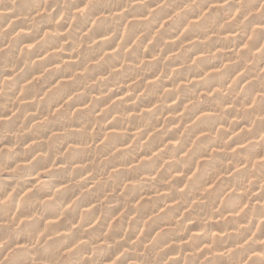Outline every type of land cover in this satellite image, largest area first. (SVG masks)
<instances>
[{
	"label": "bare ground",
	"instance_id": "bare-ground-1",
	"mask_svg": "<svg viewBox=\"0 0 264 264\" xmlns=\"http://www.w3.org/2000/svg\"><path fill=\"white\" fill-rule=\"evenodd\" d=\"M42 1H43V7H39V6H41L40 4L42 3ZM0 0V39L1 38H7L9 35H11V33L13 32V31H15V30H18V29H24V30H22L21 31V33L19 34V33H17V34H19V36L17 37V38H15L14 40L16 41V39H17V41H19V45L22 47L23 46V48L25 49V52L27 53V54H25V58H26V55L30 58V59H34V62H37L38 63V66L39 67H46L47 68V66L49 67H51V68H49L48 70H49V72L47 73V74H49V75H52V74H60L61 72H64L65 70H66V63H68V64H73V65H80V64H82L81 63V61H80V59H79V61H78V57H79V55L83 52V51H87V50H90V51H96L95 53L96 54H98V55H104V56H107L106 58H108L107 60H109L110 58H113V56H114V51H113V47L114 46H116V44H117V46L116 47H114V49H116V48H122L123 46H122V44L121 45H118L119 44V41L120 40H122L123 42L124 41H126V43L125 44H123V45H126V47L125 48H127L128 46L130 47V46H134V40H135V38L137 37V35H139V34H141V33H145L146 35H155V33L154 32H151V30H150V27L152 28V26H150V25H152L151 24V22H152V20L154 19V16L155 15H157L156 13L157 12H154V9L155 8H153V9H151L150 11H147V10H149L151 7V5H154V3H156V2H154V0H153V2L154 3H152V1L151 0H103V1H101V0H94L93 1V4L92 5H90L89 7L90 8H86V9H82V10H80L81 9V6L80 7H75L78 3H80L81 2V0H68L69 1V6H71V8L73 7L74 9H76L77 11L75 12V15H74V18L73 19H75L76 20V25H78L77 27H79V26H84L85 28H86V25H87V27H88V29H86L87 31H88V35H86L87 37H86V39H87V41H86V43L84 44V46L83 47H79L78 46V48H77V51H80V52H76L75 50V52L72 50V43H70L69 42V40H70V37H69V33H68V30L70 31V28H71V23L70 24H68L69 23V17L68 16H61L60 14H59V12H61V8L59 7L60 5L58 4V3H54V2H56V1H54V2H51L50 3V1H53V0ZM67 1V2H68ZM151 1V2H150ZM166 1H168V3L170 2H175V1H178V3L180 4L181 2L179 1V0H166ZM165 1V2H166ZM223 2H224V4H228L229 5V2H230V6L228 7L229 9H230V11L232 10V9H234V8H236L237 10H241L240 11V13L241 14H245L246 16H247V19H246V21H243V24L245 25V26H251V25H256V26H254V27H256L255 28V31H254V33L252 34V36L251 37H249V35L251 34H249V35H247V34H245V33H247V31H245V33H243V34H241V29H240V27L239 28H237V29H235L234 27H232V28H234L233 29V31H231V33H228L227 31H225L224 33L222 32V28H221V33H223L222 35V37H221V39L220 40H223L222 42L224 43V42H227V44L226 45H228V48L230 49L228 52H232V50H235V48H237L238 50H239V48H241L240 49V51H243L242 53L241 52H239V53H241L242 55H244V57L246 58V56H249V54L252 52V54H254V55H256L258 58L260 57L259 55H261V57H262V55L263 54H260L257 50H258V48H261L262 46H261V43H263L262 45H264V25H263V23H262V18L264 17L263 16V14H260V12L258 13L257 11L258 10H262V8H263V10H264V0H222ZM227 1H229V2H227ZM64 2V1H63ZM160 2V1H159ZM162 2H164V0L162 1ZM210 2V1H209ZM213 2H214V0H213ZM216 2V1H215ZM219 2H221V1H219ZM65 3V2H64ZM82 3H83V1H82ZM152 3V4H151ZM218 3V2H217ZM98 4H101V5H103V7L101 6V7H99L98 6ZM167 4V3H166ZM179 4H178V8H179ZM198 4V3H197ZM200 4V3H199ZM198 4V5H199ZM211 4V3H210ZM209 4V5H210ZM197 5V6H198ZM61 6H62V4H61ZM63 6H65V5H63ZM96 6H98V7H96ZM155 6V5H154ZM168 6V5H167ZM217 6V5H216ZM93 7H95L97 10H98V12L99 13H103L102 15H100V16H98V17H96V13L98 14V12H97V10H96V12L94 11L93 12ZM163 7V6H162ZM176 7H177V5H176ZM183 7V6H182ZM209 7V6H208ZM215 7V6H214ZM41 8H42V10L43 9H45V8H49L48 10H47V13L46 14H44V15H38L39 14V12L40 11H42L41 10ZM59 8H60V10H59ZM66 8V7H65ZM165 8V7H164ZM170 8V7H169ZM169 8H168V10H169ZM180 8H181V6H180ZM185 8V7H184ZM199 8V7H198ZM202 8V7H201ZM200 8V9H201ZM218 8H220V7H218ZM218 8L216 9V10H218ZM63 9V8H62ZM68 9V8H67ZM79 9V10H78ZM171 9V8H170ZM182 9V8H181ZM203 9V8H202ZM225 9V8H224ZM228 9V10H229ZM235 9V10H236ZM161 10V9H160ZM159 10V11H160ZM164 10H167V7L164 9ZM183 10V9H182ZM207 10H208V8H207ZM138 11H140V12H138ZM142 11L143 12H146L147 11V14L146 13H142ZM178 11H179V9H175V8H173V10H170L169 12V14L170 15H166V13L164 12L162 15H161V13H162V10H161V12H159L160 13V15H158V19L157 20H160V19H162L163 18V20L164 19H166V18H170V17H175L174 19H176V21H178V22H180V23H182L183 21H184V19H183V15L185 14V13H189V12H192V9L191 8H186L185 10H184V14L183 15H177L178 14ZM54 12H57L59 15H57V16H59V17H62V18H52L51 16H53V17H55L56 15L55 14H57V13H54ZM137 12L138 13H140V14H138V15H136L137 14ZM212 12V11H211ZM226 12V11H225ZM235 12V11H234ZM238 12V11H237ZM263 12V11H262ZM131 13V14H130ZM229 13V12H228ZM232 13V12H231ZM62 14V13H61ZM73 14V13H72ZM129 14V15H128ZM190 14H192V13H190ZM195 14V13H194ZM222 14V13H221ZM234 14V13H233ZM38 15V16H37ZM55 15V16H54ZM68 15H70V13H68ZM126 15H128L127 17H126ZM202 15V14H201ZM207 15V14H206ZM205 15V16H206ZM210 15V14H209ZM212 15V14H211ZM236 14H234V16H235ZM25 16H28V17H25ZM37 16V17H36ZM161 16V17H160ZM189 16H191V15H189ZM194 16V15H193ZM199 16H200V13H199ZM232 15H230V17H231ZM240 17V15L237 17V18H239ZM30 18V19H29ZM213 18V17H212ZM227 18V17H226ZM233 18V17H232ZM36 19H39V20H36ZM72 19V20H73ZM130 19V21H131V23L130 24H128V25H130V27L131 28H129L128 30H127V35L125 36V39L124 38H122L121 36H120V33L118 32V30H120V27L122 26V25H124L123 23L125 22L126 23V20H129ZM132 19V20H131ZM195 19V18H194ZM198 19H202V18H198ZM205 19H206V17H205ZM207 19H208V16H207ZM215 19H217L216 17H215ZM215 19H213L214 21H217V20H215ZM234 19V18H233ZM232 19V20H233ZM243 19V18H242ZM74 20V21H75ZM235 20V19H234ZM203 21H204V18H203ZM203 21H199V20H196V21H194V23H195V26L194 27H197V29H198V27H202L203 25H204V22L205 21H207V20H205L204 22ZM214 21H212V22H214ZM226 21V20H225ZM236 21V20H235ZM165 22V21H164ZM163 22V23H164ZM202 22H203V24H202ZM222 22H223V20H222ZM227 22V21H226ZM231 22V21H230ZM36 23H39L40 25H39V27L40 26H45V27H48L50 30L47 32V33H43L44 35L42 36V38H40L39 39V37H38V35L36 34V32H37V28H36ZM75 23V22H74ZM170 23V22H169ZM206 23V22H205ZM207 23H208V21H207ZM206 23V24H207ZM242 23V22H241ZM162 24V23H161ZM171 24V23H170ZM216 24V26H217V23H215ZM219 24V23H218ZM73 25V24H72ZM168 25V24H167ZM173 25V24H172ZM175 25H176V23H175ZM174 25V26H175ZM182 25H185L186 26V28H187V26H189V21H186V19H185V22H183V24ZM191 25V24H190ZM236 25V24H235ZM243 25V26H244ZM67 26L69 27V28H67ZM73 26H75V25H73ZM161 26V25H160ZM177 26V25H176ZM215 26V27H216ZM223 26V25H222ZM226 27H227V24L225 25ZM224 26V28H226ZM229 26V25H228ZM232 26V25H231ZM242 26V25H241ZM156 27V25L155 26H153V28H155ZM190 27H192V28H190ZM190 27H188V29H189V32L190 33H192L191 31L192 30H190V29H193V26H190ZM217 27H219V26H217ZM221 27V26H220ZM220 27H219V29H220ZM230 27V26H229ZM229 27H227V29L229 28ZM67 28V29H66ZM160 28V27H159ZM169 28V27H168ZM183 28H184V26H183ZM185 28V29H186ZM231 28V29H232ZM248 28V27H247ZM40 29V28H39ZM71 29H73V27L71 28ZM156 29V28H155ZM157 29H158V27H157ZM170 29V28H169ZM177 29V28H176ZM179 29V28H178ZM196 29V30H197ZM204 29H205V27H204ZM226 29V30H227ZM257 29V30H256ZM162 30V29H161ZM166 30H167V28L165 29V30H162L161 32H163V31H165L166 32ZM194 30V29H193ZM211 30H213L212 28H211ZM217 30V29H216ZM224 30V29H223ZM229 30H230V28H229ZM243 30H246V29H243ZM251 30H253V29H251ZM250 30V31H251ZM73 31H74V29H73ZM86 31V32H87ZM154 31V30H153ZM157 31V30H156ZM155 31V32H156ZM171 31V30H170ZM200 31V30H199ZM206 31V30H205ZM20 32V31H19ZM76 32V31H75ZM163 33L162 35H165L166 33ZM168 32V31H167ZM173 32V31H172ZM188 32V33H189ZM42 33V32H41ZM79 33V32H78ZM81 33V32H80ZM91 33V34H90ZM158 33V32H157ZM156 33V34H157ZM189 33V34H190ZM205 33V32H204ZM211 33H212V31H211ZM71 34V33H70ZM83 34H85V33H83ZM90 34V35H89ZM124 34V33H123ZM161 34V33H160ZM174 34V33H173ZM175 34H178V33H175ZM189 34H187L186 33V35H188V38H190V35ZM193 35H194V33H192ZM80 35H82V34H80ZM168 35V34H167ZM186 35H185V37H186ZM203 34H201V36H202ZM208 35H210V34H208ZM29 36H32V37H29ZM145 36V35H144ZM158 36V35H157ZM173 36H176V35H173ZM192 36V35H191ZM198 36V35H197ZM204 36V35H203ZM202 36V37H203ZM205 36H207V35H205ZM100 37H102V38H100ZM149 37V36H148ZM159 37V36H158ZM160 37H161V35H160ZM194 37H195V35H194ZM5 38V39H6ZM10 38V37H9ZM29 38V39H28ZM31 38V39H30ZM72 38L74 39L75 38V36H72ZM82 38V37H81ZM100 38V39H99ZM146 39H147V37H145ZM144 38V39H145ZM153 38V37H152ZM184 38V37H183ZM187 38V37H186ZM214 38V40H215V37H213ZM212 38V39H213ZM11 39V38H10ZM76 39V38H75ZM142 39V38H141ZM151 39V38H150ZM166 39V38H165ZM171 39H172V41H171ZM174 38H170L169 39V43L170 44H172L175 40H173ZM138 40H140V39H138ZM143 40V39H142ZM160 40V39H159ZM162 40V39H161ZM179 40V39H178ZM185 40H187V39H185ZM191 40V39H190ZM214 40H213V43H214ZM4 41V40H3ZM9 41V40H8ZM71 41V40H70ZM82 41V40H81ZM155 41V40H154ZM11 42V41H10ZM118 42V43H117ZM156 42H159L158 41V39H156ZM162 42V41H161ZM177 42V41H176ZM185 42V41H184ZM206 42V41H205ZM211 42V41H210ZM217 42V41H216ZM221 42V43H222ZM1 43V42H0ZM16 43V42H15ZM70 43V44H69ZM121 43V42H120ZM160 43V42H159ZM168 43V44H169ZM206 43H208V41L206 42ZM205 43V44H206ZM5 44H9V43H4V44H2V45H5ZM17 44V43H16ZM137 44H138V42H137ZM211 44V43H210ZM244 44H246V45H248V47L246 46L245 47V45ZM2 45L0 44V49H1V47H2ZM13 45V44H12ZM11 45V46H12ZM83 45V44H82ZM151 45V44H150ZM154 45H155V43H154ZM153 44L151 45L152 47L154 46ZM194 45V44H193ZM212 45V44H211ZM216 45V44H215ZM225 45V46H226ZM18 46V45H17ZM16 46V47H17ZM136 46V45H135ZM135 46H134V49H138V46L135 48ZM147 46V45H146ZM160 46V45H159ZM162 46V45H161ZM166 46H167V44H166ZM189 46V45H188ZM199 46H201V43H197V44H195V47H194V50H197L196 52H191L190 51V59L193 61V60H198L199 61V63L200 64H202V65H204L205 64V69L203 70L202 68L200 69V68H198V69H196L193 65V68H192V70H194V72L192 73V76H189V77H187L186 79L187 80H185L184 78L182 79V80H185V81H183L178 87H173V82H171V83H169V81H164L162 78H161V76H159V75H151L150 77L152 78V80L150 81L151 82V84H152V91L150 90V94L149 95H147L149 98H153L152 96L154 95V98H155V93H157V94H162L164 97H165V99H166V101H165V105H163V106H165L166 108H168L169 109V111L171 110V109H173L174 111H175V114L177 113L176 111H178L180 108H182L183 109V112H184V106L183 105H188L189 106V104L191 103V101H195V98L199 95V93L203 90L202 88H204V87H207V86H210V87H212V88H215L216 86H214L217 82H218V80L221 78V84H225L224 86H225V88H224V91L222 92V93H224L223 95H222V97L223 96H225V98H222L221 97V95H220V97L223 99V100H225V102L226 103H224V105L222 106V109H221V111L223 110L224 112H225V115L228 113V112H231V111H235L234 109H235V107L232 105V103H228L227 102V100H229L230 99V95H228L227 93H226V91L228 92V90H227V88H228V84L229 83H231V78L233 77V74H232V72H234L236 69H238L240 66L236 63L235 65H233L234 63H232L231 61H229L228 59H227V63H229L230 62V65H227V67H225V60H224V56H223V61H222V58L220 57V54L218 53H212L211 55H208V54H206V52H203V50L202 49H200L199 48ZM206 46H208V45H206ZM213 46V45H212ZM218 46V45H217ZM222 46V45H221ZM220 46V44H219V47H221ZM223 46H224V44H223ZM72 47V48H71ZM140 47V46H139ZM150 47V46H149ZM168 47V46H167ZM173 46H171V48H172ZM177 47V46H176ZM181 47V46H180ZM179 47V48H180ZM197 47V48H196ZM216 47V46H215ZM159 48V47H158ZM168 48H170V46L168 47ZM170 48V49H171ZM200 49V51H199V49ZM202 48V47H201ZM207 48V47H206ZM209 48V47H208ZM213 48V47H212ZM9 50H10V48H8ZM14 49H16L15 47H14ZM19 49H20V47H19ZM124 49V48H123ZM136 49V50H137ZM141 49V48H140ZM154 49V48H153ZM232 49V50H231ZM12 50H13V48H12ZM21 50V49H20ZM119 50V49H118ZM117 50V51H118ZM151 50V49H150ZM155 50V49H154ZM158 50V49H157ZM164 50V49H163ZM168 49H166L165 51H167ZM182 50H185V48L183 49L182 48ZM182 50H181V52H182ZM201 50H202V52H201ZM216 50V49H215ZM214 50V51H215ZM224 50V49H223ZM11 51V50H10ZM10 51H9V53H10ZM14 51V50H13ZM90 51H88V52H90ZM116 51V50H115ZM119 51H121V50H119ZM134 51V50H133ZM153 53H154V51L153 50H151ZM160 51V50H159ZM178 51V50H177ZM176 51V52H177ZM186 51H188V50H186ZM254 51H255V53H254ZM261 51H263L264 52V50H261ZM4 52H5V50H4ZM7 52V51H6ZM129 52H132V51H129ZM129 52H126V53H129ZM137 52V51H136ZM150 52V51H149ZM157 52V51H156ZM181 52H179V54L181 53ZM189 52V51H188ZM208 52V51H207ZM224 52H225V50H224ZM262 52V53H263ZM17 53V52H16ZM125 53V54H126ZM133 53V52H132ZM135 53V52H134ZM139 53V52H138ZM162 53V52H161ZM165 53V52H164ZM163 53V54H164ZM170 53H175L174 52V50H171V51H168L167 53H165V54H167L166 56V58H162L163 59V61L164 60H170L172 57L171 56H175L174 54H172V55H168V54H170ZM210 53V52H209ZM226 53V52H225ZM2 54V53H1ZM83 54V53H82ZM81 54V55H82ZM91 54V53H90ZM116 54V53H115ZM119 54H121V53H118V55ZM160 54V53H159ZM158 53H157V55H159ZM164 54V55H165ZM178 54V55H179ZM181 54H184V53H181ZM61 56L60 58H61V60L57 63L58 65H56V66H53L52 67V65L53 64H51V62H52V58L53 57H56L57 59H58V56ZM100 55V56H101ZM122 55V54H121ZM128 55H130V54H127V56ZM133 56H134V54H132ZM131 55V56H132ZM138 55V54H137ZM157 55H151L150 57V61H149V66L147 65V67H150V66H152V69H153V67H157V65H161L160 63H161V59H159L160 57H161V55H160V57L158 58V59H156V56ZM189 55V54H188ZM187 55V56H188ZM219 55V56H218ZM225 55V54H224ZM7 55H5V57H6ZM84 56V55H83ZM123 56H126V55H124L123 54ZM122 56V57H123ZM126 56V57H127ZM130 56V58H132ZM138 56H140V55H138ZM179 56H181V55H179ZM226 56H227V54H226ZM229 56H230V54H229ZM228 56V58H230ZM238 56V55H237ZM264 56V55H263ZM8 57V56H7ZM23 57H24V55H23ZM148 57V56H147ZM171 57V58H170ZM178 57V56H177ZM184 57V56H183ZM235 57V56H234ZM260 57V58H261ZM4 58V57H3ZM9 58H10V56H9ZM8 58V59H9ZM20 58V57H19ZM59 58V59H60ZM64 58H66V59H64ZM124 58V57H123ZM129 58V59H130ZM248 58V57H247ZM245 59V61L247 60H249L250 59V57L248 58V59ZM259 58V59H260ZM5 59V58H4ZM7 59V58H6ZM29 59V60H30ZM98 59V58H97ZM262 59H263V57H262ZM261 59V60H262ZM1 60V59H0ZM11 60V59H10ZM12 60H13V58H12ZM11 60V61H12ZM23 60V59H22ZM113 60H115V58H113ZM117 60V59H116ZM126 60V59H125ZM132 60V59H131ZM131 60L129 61V62H131ZM134 60V59H133ZM142 60V59H141ZM172 60H173V58H172ZM175 60V59H174ZM176 60H177V58H176ZM191 60H189V61H191ZM237 60V59H236ZM240 60H242V59H240ZM251 60V59H250ZM5 61V60H4ZM4 61H1L0 63L2 64V62L4 63ZM87 61V60H86ZM110 61V60H109ZM118 61V60H117ZM140 61V60H139ZM184 61V60H183ZM234 61V60H233ZM15 62H16V59H15ZM15 62L13 61V63H14V65H15ZM22 62V61H21ZM21 62H19V66H20V64H22ZM116 62V61H115ZM126 62V61H125ZM136 62V61H135ZM172 62V61H171ZM174 62V61H173ZM173 62H172V64H173ZM255 62V61H254ZM259 62V61H258ZM8 63V62H7ZM12 63V62H11ZM31 63V62H30ZM33 63V62H32ZM31 63V64H32ZM101 63V62H100ZM99 63V64H100ZM102 63H104V62H102ZM139 63V62H138ZM140 63H141V61H140ZM167 63V62H166ZM177 63V62H176ZM213 63L215 64V63H218L217 64V66L218 67H212V65H213ZM226 63V64H227ZM252 63V62H251ZM264 63V60L259 64V68H260V66L262 65ZM6 64V63H5ZM5 64H2V68H1V70H2V75H0V123H1V126H2V128H3V132L2 133H0V214H2L5 210H9V209H11V210H13L14 208V203L15 202H18L19 201V198H21V195L23 194V195H26V196H30V197H27L26 198V200H25V202L23 203V204H30L31 202H32V204H31V206H33L34 204H35V202H36V198H34V196L36 195V196H38V194H46V193H48V194H46V198L45 199H43L44 201H42L44 204V206L45 207H47V212L51 215V217H50V219H52V220H50V222H51V224H54V223H52V222H58L59 221V219H60V217L61 216H65V218H66V220L64 221H61L60 223H61V225L59 226V230H57V231H59V232H57L58 234L57 235H55V236H53L51 239H49V240H47V242H45L44 243V252L43 251H40V249L42 248H40L39 249V251L40 252H43V257L44 258H48V257H51V260L50 259H48V264H54L53 262L55 261H53V259L56 257V256H58V254H63V256H64V258L66 259V261H65V264H87V262L89 263L90 262V258L89 257H87V256H84L83 255V253H82V251L84 250L85 251V249H86V254H88V253H92V254H94V259H92L91 261L93 262V263H91V264H102V263H100V261H99V259L101 258V257H104V258H106L107 257V261L106 262H108L107 264H127V262L131 259V257H133V256H135V255H138V256H140V255H145V253L147 252V256H146V258H143V259H141V262L140 263H137V264H194V263H196L198 260H199V258L202 256V254L201 253H205L207 250H208V248L211 246V247H213V248H215L213 251H210L211 253L213 252V253H215V255L213 256V259H221V260H223V261H226V263L227 264H247V262H248V260H246L245 259V257L246 256H244L243 254H242V252L239 250V248L238 247H236V246H239L240 244L241 245H244V246H255V245H260V243H259V238H258V241H250V243H248L249 242V240L248 241H245L246 239L244 238V241L243 240H241V239H239L237 236H236V234H234L235 236H232L231 234L232 233H230V235L231 236H227V235H225V234H223L222 233V231H221V233H220V235H219V239L217 240L218 241V243L217 244H213V245H211V242L209 243L208 242V240H206L207 238H209L208 236H210V235H212V234H215V232H217V231H220V230H222V229H224V228H222L223 227V225H224V223H223V221H225L226 219H224L225 217H227V216H230V215H227V212L228 211H226L227 209H229V212H231V214H232V216H234L233 214L235 213L236 214V220L237 219H240L242 216V214H239V215H237V212H241V210L243 209V207H244V205L246 204V202L247 203H249V202H253L252 200L253 199H260L263 195H264V190H262V186L260 185L261 183H262V181L261 182H259V178L260 177H257V179L256 178H254V179H256L254 182H252V183H248L249 181V179H247L246 180V178H244V174H243V170L245 171L246 169H244V167H245V164H242V171H241V169L239 170V171H237V176H239V177H237V178H232V180L229 178V177H227V178H229L230 180V182L232 181V184H231V186H230V190H232V193L229 195L230 197H228V199H229V202H228V204H227V202H226V204H224V205H229L228 206V208L227 207H221L222 209H223V211L221 212V215H219V216H215V215H213L212 214V212L211 213H208V212H206L207 210V205L204 207V208H206L205 210L206 211H203V207H201V209H202V211H200L198 214H197V218L196 219H194L193 218V222H192V224H194L195 226V228H198L197 229V231L196 230H194V234H191L189 237L191 238V239H196V240H194V241H190L191 243L189 244V246H188V244H187V246L188 247H190V245H197V243L198 242H201V247H200V249H198V252L196 253V252H192V253H189V255L188 256H185L184 255V253L182 252L183 251V248L182 249H179V246H181V245H175L174 243H176V242H174L173 241V237H171V238H166V237H170L169 236V233H162V232H159V233H156L158 230H155L156 228H158L159 227V225H157V223L159 224L160 222L159 221H157L156 222V219L157 220H159L160 218H161V216H163L164 215V213L166 212V213H168V212H170V211H165V210H170V209H174V207H173V205H172V203H171V201H172V199H171V196L173 195L169 190V193H168V191H167V189H170V188H168L167 187V189L165 190V191H167V192H165V191H162L161 189V191L162 192H158V189L156 190L157 192H158V194L156 195V199L154 198V200L156 201L157 200V204H159V202H158V200H161L164 204H162L161 203V206L160 207H157V209H153L154 211H152V212H149V211H147V210H149L148 209V205L150 204V202H148V204H146L145 202H144V200H143V202L147 205V206H145V207H147V209L145 208H143L144 210H142V206L141 207H139L140 208V210H136L132 215H130V214H127L128 216L127 217H125V218H127V219H129L128 221L129 222H131L132 223V227H130V226H128L127 225V223H126V221L125 220H123V221H125V222H121L120 223V225H118V226H114V227H112L113 229H112V235H110V241L108 242L109 244L107 245L106 243H105V241H104V237L103 238H97L96 239V237H98V236H96V231H99L98 230V228H96V226L98 225H96V223H95V221H96V219H94L93 217H96L95 215H96V212H98V209H97V207L100 205V202H101V200H102V198L103 197H101V196H99L100 194H101V191H98L100 188L101 189H103L102 187H101V185L103 184V183H101V185H99V183L97 184L96 183V179H95V176H92L87 170H90L91 171V168L90 169H87V167L86 166H84L87 170L85 171L84 170V168L83 167H78L79 169L78 170H80L82 173H83V171H85V173H83V175L81 174V173H77V174H81V175H77L76 176V172H75V177H76V179L77 180H85V181H87V182H85V183H87V188L88 189H86V193H84L83 194V196H82V198H79L81 201L79 202V201H77V202H79V208H77L76 206H75V210L73 211V210H71L70 211V209L69 210H67V208H66V204L64 203V202H66L65 200H63V197L61 196V194L63 193L62 192V189H61V184L64 182V181H61L60 180V178H59V175H60V172L61 171H64V169L63 168H59L56 172H53V171H49V169H50V167L51 166H53V165H50L52 162L55 164H57L58 165V163L61 161V159H62V156H60L59 155V153H57V154H53L50 150H49V153H47L46 151H45V153L42 151L44 148H45V144H47V143H45V142H42V141H40L41 139V137H39V136H37L38 135V133L37 132H39L40 130H41V126L43 125V120H44V116L43 115H41V113H39L40 111H42L43 110V107L44 106H40L39 104H38V102L36 101L37 100V98L39 97L38 95H39V93H38V95H37V97H36V100H34V98H32L31 96V92H32V94H35L34 92H33V88L32 87H34L35 86V84L32 86L31 85V79L33 78V76L31 77V75L29 76L30 78L29 79H27V78H23V75L22 74H24V72L23 73H19V71H18V69L15 71H9V67L12 65H10V66H8V65H5ZM84 64V63H83ZM99 64H98V68H97V71L99 72ZM109 64H110V62H109ZM112 64V63H111ZM111 64H110V66H111ZM122 64V63H121ZM143 64V63H142ZM145 64V63H144ZM148 64V63H147ZM165 64V63H164ZM167 64H170L169 62L167 63ZM166 64V65H167ZM172 64H170V65H172ZM185 64V63H184ZM186 64H187V62H186ZM195 64V63H194ZM254 64V63H253ZM23 65H24V63H23ZM100 65H102V64H100ZM114 65V64H113ZM119 65V64H118ZM125 65H126V63H125ZM18 66V65H17ZM34 66H37V65H34ZM103 66H104V64H103ZM124 66V65H123ZM131 65H129V67H130ZM133 66V65H132ZM253 66V65H252ZM252 66L250 67V68H252ZM15 67V66H14ZM23 67H25V66H23ZM120 67H122V66H120ZM125 67V66H124ZM172 67V66H171ZM212 67V68H211ZM11 68V67H10ZM29 68V67H28ZM33 68H35V67H33ZM108 68V67H107ZM137 68V67H136ZM136 68L135 69H133V70H136ZM145 68V67H144ZM143 68V69H144ZM166 68H167V66H166ZM173 68V67H172ZM171 68V69H172ZM189 68V67H188ZM242 68H244V67H242ZM241 68V69H242ZM249 68V67H248ZM261 68H262V66H261ZM14 69V68H13ZM26 70H27V65H26V68H25ZM31 69V68H30ZM30 69H28V70H30ZM41 69H43V68H41ZM68 69V68H67ZM70 69V68H69ZM72 69V68H71ZM124 69H126V67L124 68ZM145 69H147V68H145ZM156 69V68H155ZM154 69V70H155ZM159 69H161V68H159ZM168 69V68H167ZM170 69V70H171ZM181 69V68H180ZM174 70L175 71V73H176V76L179 74L180 75V73H182V70ZM191 69V68H190ZM220 69H223V70H225L226 72H225V74H223L222 75V77L220 76L221 74H222V72H221V70ZM231 69H233V70H231ZM241 69H239V71H241ZM253 69H254V67H253ZM11 70V69H10ZM28 70H27V72H28ZM33 70H35V71H33V72H35V73H33V74H35V75H37V74H39V71H38V68L36 67V69H33ZM183 70H184V67H183ZM249 70V69H248ZM262 70V72H261V75H260V80L262 81L261 83H263V85H264V68L263 69H261ZM72 71V70H71ZM95 71V70H94ZM96 71V72H97ZM101 71V70H100ZM103 71H105V72H100V74L102 75V77H98L95 81H96V86H98V85H100V87L102 88V86H104V85H102V84H107V83H109V82H107V81H105V80H107V79H109L110 77L112 78V74L114 73L115 75L116 74H118L119 75V70H118V68H116L115 67V65L113 66V68L112 69H107V70H105V68L103 69ZM122 71H123V69H122ZM125 71H128V68H127V70H125ZM159 71V70H158ZM166 71H168V70H166ZM172 71V70H171ZM186 71H187V69H186ZM238 71V72H239ZM256 71V70H255ZM254 71V72H255ZM45 72V71H44ZM69 72V71H68ZM81 72V71H80ZM84 72V71H83ZM92 72V71H91ZM132 72V71H131ZM145 72V71H144ZM153 72V71H152ZM242 72V71H241ZM245 72V78L247 77V75H246V72L247 71H244ZM250 72V71H249ZM0 73H1V71H0ZM26 73V72H25ZM29 73H30V71H29ZM29 73H28V75H29ZM70 73V72H69ZM88 73V72H87ZM87 73H86V75H87ZM122 74H123V72H121ZM140 72L138 71V74H139ZM171 73V72H170ZM175 73H174V75H175ZM188 73V72H187ZM224 73V72H223ZM85 74V73H84ZM93 75H94V73H92ZM96 74V73H95ZM129 74V72L127 73V75ZM150 74H152L151 72H150ZM156 74V73H155ZM165 74H167V73H165ZM184 74H185V72H184ZM238 74V73H237ZM254 74V73H253ZM78 75V74H77ZM91 75V74H90ZM89 75V76H90ZM148 75H149V73H148ZM162 75H164V74H162ZM171 75V74H170ZM173 75V76H174ZM251 75V74H250ZM249 75V77H251ZM48 76V75H47ZM62 76V75H61ZM80 75H78L77 77L79 78V79H81L82 80V77L80 78L79 77ZM88 76V75H87ZM92 76V75H91ZM97 76V75H96ZM117 76V75H116ZM181 76V75H180ZM180 76H179V78H180ZM254 76V75H253ZM57 77V76H56ZM93 77V76H92ZM129 77V76H128ZM128 77H127V79H128ZM162 77H165V76H162ZM167 77V76H166ZM169 77V76H168ZM190 77H192V79H188V78H190ZM255 77V76H254ZM41 78H42V76H41ZM52 78V77H51ZM55 78V77H54ZM87 78V77H86ZM110 78V79H111ZM135 78H136V76H135ZM148 78V77H147ZM182 78V77H181ZM242 78H243V75H242ZM241 78V79H242ZM244 78V79H245ZM248 78V77H247ZM3 79V80H2ZM39 79V78H38ZM119 79V78H118ZM150 79V78H149ZM171 79H173V78H171ZM177 79V78H176ZM55 80V79H54ZM116 80V79H115ZM134 80V78H131L129 81L128 80H124V81H119V82H117V83H114L113 85L112 84H110V86H112L113 87V90H114V94H115V96H114V98L115 99H113V101H114V105L115 106H123V110H125V112H126V110L129 112H131L133 109H135V108H137V107H141L140 109V111H142L143 112V117H141V118H139L140 116L138 115H135V114H129L128 115V117L125 115V119L124 118H122L121 117V121H125L126 123L128 122V120L130 121V119L132 120H136V119H142V120H145L144 122H143V126H144V129H142V130H140L139 132H142L141 133V135L143 134V131L145 132L147 129H149V128H151L153 125L155 126V125H157V126H160L161 125V122H162V118H164V116L162 117V118H159V116H157L156 114L157 113H153L154 112V110H156L158 107V104H156L155 102H149V103H143L142 101H148L147 99H144V98H141L140 97V100H135V99H133L132 101H130L131 100V97H130V100L128 99V97L125 95V87H126V85L129 83V82H131V81H133ZM136 80V79H135ZM240 80V79H239ZM51 81V80H50ZM53 81V80H52ZM52 81H51V85H53L52 84ZM173 81V80H172ZM48 82H49V80H48ZM92 82V81H91ZM105 82H107V83H105ZM179 82V81H178ZM240 82V81H239ZM258 82V81H257ZM256 82V83H257ZM68 83V82H67ZM83 83V82H82ZM145 83H146V81H145ZM244 83H245V80H244ZM4 84H6V86H4ZM69 84H72V83H68L67 84V86H69ZM83 84H86V83H83ZM98 84V85H97ZM136 84V83H135ZM177 84H179V83H177ZM240 84V83H239ZM243 84V83H242ZM251 84V83H250ZM254 84V83H253ZM44 84H42V87H45V88H47L46 87V84H45V86H43ZM51 85H50V87H51ZM62 85V84H61ZM87 85H89V84H87ZM142 85V84H141ZM150 85V84H149ZM237 84H235V86H236ZM255 85V84H254ZM252 86V87H250L249 88V86L250 85H248L247 87H245L246 88V90H245V88H243V90H245V94H243V97L242 98H245V100L247 99V98H250L251 96H252V92H253V94H255L254 92H255V90H253V91H251V88H254L255 86ZM83 86V85H82ZM92 86V85H91ZM105 86H107V85H105ZM109 86V85H108ZM132 86V85H131ZM214 86V87H213ZM221 85H219V87H220ZM223 86V85H222ZM221 86V87H222ZM238 86V85H237ZM244 86H246V84L244 85ZM259 86V85H258ZM256 87L255 89L256 90H258V88L259 87ZM261 86H262V84H261ZM57 87V86H56ZM63 87V86H62ZM70 87V86H69ZM128 87V86H127ZM140 86H138V88H139ZM142 87H143V85H142ZM220 87V88H221ZM239 87H240V85H239ZM241 87H242V85H241ZM35 88V87H34ZM60 88H61V86H60ZM60 88L58 89V90H60ZM88 88L90 89V87L89 86H87V87H82V88H80V89H78V90H76L71 96L69 95V97L67 98V100L65 101L64 99V101L65 102H69V106L71 107L72 105H74V106H77L76 108H77V110L79 111V112H81V114H82V116H83V114H86L87 112H88V110L86 109V106H85V104H82V103H79L78 104V101H80V100H83V99H86L88 96H89V94H88ZM101 88H100V90H101ZM104 88V87H103ZM102 88V89H103ZM108 88V87H107ZM212 88H210V89H208V90H211ZM70 89V88H69ZM93 91L95 90V87L94 88H91ZM136 89V88H135ZM148 89H149V87H148ZM207 89V88H206ZM235 90H237L236 89V87L234 88ZM260 89H262V91L264 90V87L262 88V87H260ZM52 90H54V89H52ZM63 89H61V93L62 92H65V91H62ZM239 90V89H238ZM242 90V91H243ZM43 91V90H42ZM97 91V90H96ZM110 91V89L107 91V89H106V92H109ZM213 91V90H212ZM240 91V90H239ZM40 92V91H39ZM51 92V91H50ZM56 92V91H55ZM54 92V95L58 92H56L55 93ZM241 92V91H240ZM259 92V91H258ZM261 92V91H260ZM65 93H67V92H65ZM64 93V94H65ZM97 93H100V92H98L97 91ZM132 93V92H131ZM130 93V94H131ZM147 93V92H146ZM213 93V92H212ZM242 93V92H241ZM261 93H263V92H261ZM105 94V93H104ZM113 94V95H114ZM144 94V93H143ZM211 94V93H210ZM219 94H221V93H219ZM226 94V95H225ZM51 95V94H50ZM132 95V94H131ZM234 95V94H233ZM52 96H53V94H52ZM51 96V97H52ZM59 96V95H58ZM64 96V95H63ZM62 96V97H63ZM102 96V95H101ZM240 97H241V94L239 95ZM256 96V95H255ZM49 97V96H48ZM56 98L55 99H57V96H55ZM112 97V96H111ZM161 97V96H160ZM199 97V96H198ZM202 97V96H201ZM200 97V98H201ZM205 98H206V96H204ZM212 97V96H211ZM210 97V98H211ZM213 97H215V96H213ZM235 97V96H234ZM238 97V96H237ZM239 97V98H240ZM53 99H54V97H52ZM60 98H61V96H60ZM104 98H106V97H104ZM148 98V99H149ZM153 98V99H154ZM158 98V97H157ZM217 98H218V96H217ZM220 98V99H221ZM241 98V99H242ZM262 98V97H261ZM261 98L259 99V100H261ZM39 99V98H38ZM88 99V98H87ZM100 99V98H99ZM111 99V98H110ZM138 99V98H137ZM142 99V100H141ZM156 99V98H155ZM208 99H209V97H208ZM208 99H205V100H208ZM213 99V98H212ZM219 99V98H218ZM251 99H252V97H251ZM43 100V99H42ZM46 100V99H45ZM49 100V99H48ZM97 100V99H96ZM107 100V99H106ZM200 100V99H199ZM203 100V99H202ZM209 100H211V99H209ZM232 99H230V101H231ZM244 100V99H243ZM242 100V101H243ZM259 100H257V102L259 101ZM49 101H51V99L49 100ZM60 101V100H59ZM90 101V100H89ZM101 101H102V99H101ZM101 101H99L98 102V100H97V102L98 103H100ZM105 101V100H104ZM155 101V100H154ZM212 101V100H211ZM18 102H20L18 105H19V107H20V111L19 112H16V110H17V107H16V103H18ZM41 102H44V105H46V103H45V101H41ZM54 102V101H53ZM55 102H57V100H55ZM54 102V103H55ZM109 102V101H108ZM160 102H162V101H160ZM201 102V101H200ZM232 102V101H231ZM235 102V101H234ZM233 102V103H234ZM239 102V100L237 99V102L236 103H238ZM247 102V101H246ZM48 103V102H47ZM60 103V102H59ZM95 103V102H94ZM93 103V106L96 104H94ZM97 103V104H98ZM101 103H103L104 104V102H101ZM106 103V102H105ZM196 103V102H195ZM199 103V102H198ZM206 103H207V101H206ZM209 103H210V101H209ZM216 103V102H215ZM256 103V102H255ZM57 104H58V102H57ZM88 104V103H87ZM97 104L95 105L96 106V109H97ZM163 104V103H162ZM183 104V105H182ZM197 104V103H196ZM194 105V104H192L191 103V105L189 106V110H188V113L191 115L192 114V116L195 114L196 115V113H197V111L199 112V110H198V108H199V106H197V105H201L202 107H201V109L203 108V103L201 102V104L199 103V104H197V105ZM227 104H228V106H227ZM239 104V103H238ZM240 104H242V103H240ZM249 104H251V101L249 102ZM259 104V103H258ZM50 105V104H49ZM48 105V106H49ZM52 105V104H51ZM54 105V104H53ZM67 105V107L69 108V106ZM89 105V104H88ZM102 105V104H101ZM101 105H100V107H101ZM183 107H182V106ZM193 105V106H192ZM206 105V104H205ZM252 105V104H251ZM254 105H256V104H254ZM92 106V107H93ZM94 106V107H95ZM192 106V107H191ZM215 106V105H214ZM258 106V105H257ZM58 107V106H57ZM102 107H104V106H102ZM112 107H114V106H112L111 105V108ZM118 107V109H120ZM125 107V108H124ZM157 107V108H156ZM186 107V106H185ZM259 107V106H258ZM263 107V106H262ZM159 108H161V107H159ZM157 109V110H160V109ZM171 108V109H170ZM209 110H213L214 109V107L213 106H209V107H207ZM243 108V107H242ZM255 108V107H254ZM254 108H252V113H256L257 111H255L256 109H254ZM264 108V107H263ZM64 109V108H63ZM66 109V108H65ZM95 109V108H94ZM105 109V108H104ZM115 109V108H114ZM118 109H116V113H117V110ZM138 109V108H137ZM163 109V108H162ZM218 109H220V108H217V110ZM19 110V109H18ZM72 110V109H71ZM90 110H91V108H90ZM99 110V109H98ZM122 109H120V111H121ZM156 110V111H157ZM261 110V109H260ZM260 110H259V112H260ZM60 112H62V110H59ZM94 112H95V110H93ZM97 111V110H96ZM112 111H114V110H112ZM169 111L168 112H166V115L169 113ZM190 111V112H189ZM203 111V110H202ZM202 111H200L201 113H202ZM208 111V110H207ZM247 111H249V110H247ZM99 112H100V110H99ZM105 112H107L108 113V111H105ZM129 112V113H130ZM142 112H140V113H142ZM159 112V111H158ZM215 112V111H214ZM235 112H237V111H235ZM234 112V113H235ZM246 112V111H245ZM249 112H251V110L249 111ZM249 112H247V113H249ZM53 113V112H52ZM63 113V112H62ZM62 113H60L61 114V117H62ZM104 113V112H103ZM107 113H105V116L107 115ZM111 113H113V112H111L110 111V113H108L109 115L111 114ZM127 113V112H126ZM139 113V114H140ZM200 113V114H201ZM232 113V112H231ZM240 113V112H239ZM66 114V113H65ZM81 114H78L79 116L81 115ZM88 114V113H87ZM94 114V113H93ZM125 114V113H124ZM161 114V113H160ZM198 114V113H197ZM246 114V113H245ZM59 115V114H58ZM67 115V114H66ZM103 115V114H102ZM114 115V114H113ZM177 115V114H176ZM228 115V114H227ZM231 115V114H230ZM234 115V114H233ZM232 115V116H233ZM248 115V114H247ZM53 116V115H52ZM56 116H57V114H56ZM72 116V115H71ZM87 116V115H86ZM92 116V118H93V115H90V117ZM100 116V115H99ZM105 116L103 117V118H105ZM178 116V115H177ZM206 116V115H205ZM204 116V117H205ZM250 116V115H249ZM260 116V115H259ZM63 117H64V115H63ZM67 117H68V115H67ZM75 117H76V115H75ZM264 117V116H263ZM53 118V120H54V117H52ZM65 118V117H64ZM69 118V117H68ZM72 118V117H71ZM102 118V119H103ZM115 118V120L117 119V121H114L115 122V124H117V123H119V122H121V121H119L120 120V118L117 116V117H114ZM114 118H113V120H114ZM171 118V117H170ZM184 118V117H183ZM183 118H180V116H179V119H178V121H177V123L175 124V125H177V126H179L178 125V122H180V120H182ZM186 118V117H185ZM184 118V123H185V119ZM196 118V117H195ZM224 118H225V116H224ZM234 118V117H233ZM238 118V117H237ZM249 118V117H248ZM259 118V117H258ZM56 119V118H55ZM74 119V118H73ZM83 119V118H82ZM84 119H85V117H84ZM83 119V120H84ZM110 119V118H109ZM166 119H168V117H165V120ZM176 119V118H175ZM189 119H190V116H189ZM191 119H193V117H191ZM190 119V120H191ZM226 119V118H225ZM244 119H245V117H244ZM74 120H77V118H75ZM80 120V119H79ZM92 120V119H91ZM132 120V121H133ZM138 120H136V122H141V121H138ZM164 120V119H163ZM174 120V119H173ZM173 120L171 121V123H173ZM190 120H187V122L188 121H190ZM223 120V121H222ZM231 120H232V118H231ZM230 120V121H231ZM46 121V120H45ZM44 121V122H45ZM56 121V120H55ZM60 121H62V120H60ZM59 121V122H60ZM63 121H65V120H63ZM73 121V120H72ZM84 121H86V120H84ZM83 121V122H84ZM103 121H104V119H103ZM105 121H106V119H105ZM119 121V122H118ZM176 121V120H175ZM243 120H241V122H242ZM261 120H258L257 118H256V116H254L253 117V119H252V117H250V119H248V122L245 120V123H246V125H248V128L249 127H251V129H249V130H251V132L250 131H248V130H245L246 132L248 131V132H250L251 133V137H249V138H251V139H248V140H253L254 142H252L251 144H249V145H247V141L248 140H245V141H236V143L235 142H231V144L233 143V144H235V147H233L232 149H234L235 150V152H233V153H229V154H227V157H231V155H233L234 153H236V154H238L237 156H244V154L245 155H247V154H249L250 152H252V154H255L256 153V151L258 152L259 151V145H263L262 147H261V149H260V151H259V156L261 157V158H264V137L262 136V134L260 135H258V133H259V131H261V129H260V127H261V125H260V127L258 128V126L256 127V125H258V124H260L259 122H260ZM47 122H49L50 123V121H47ZM57 122V121H56ZM67 122V121H66ZM66 122H64V123H66ZM75 122V121H74ZM74 122H73V124H74ZM77 122V121H76ZM82 122V121H81ZM166 122H168L167 124H169V119H168V121L166 120ZM198 122H200V123H198V125H196V126H194L195 124L193 123V126H191V127H193L194 128V132H193V134H191V135H194V133L196 134V135H194V136H196V144H198V146H199V151H201V150H205V151H211V150H216L217 152L215 153V154H211L210 156H213V158H209V159H207L208 161L206 162V161H204L205 163H207V167H211L210 169H212V168H214L213 166H212V164L213 165H215L217 162H220L221 160H224V156H225V150H227V149H231V146L233 145H227V142L229 141L228 139H229V135L227 134L228 133V131H227V133H226V131L225 130H223V126H222V123H224V119H223V116H222V119L220 120L219 119V115L217 116H211L210 115V117H205L204 119H203V122H202V118H201V121L199 120ZM234 122H236V120L234 121ZM261 122H263V121H261ZM63 123V122H62ZM63 123V124H64ZM68 123V122H67ZM71 124H72V122H70ZM78 123V122H77ZM77 123H75V126L77 127L78 125H77ZM87 123V122H86ZM100 123L101 122H99V124L98 125H100ZM108 123V122H107ZM148 123H150V124H153L151 127L148 125ZM183 123V122H182ZM191 123V122H190ZM219 123H221V124H219ZM237 123V122H236ZM239 123H240V121H239ZM51 124L53 125V123L51 122ZM58 124V123H57ZM57 124H56V126H57ZM91 124H92V122H91ZM95 124V123H94ZM101 124H104V123H101ZM106 124V123H105ZM131 124V123H130ZM141 124V123H140ZM163 124V123H162ZM228 124V123H227ZM242 124V123H241ZM262 124V123H261ZM264 124V123H263ZM47 125V127H48V124H46ZM60 125V124H59ZM67 125L68 124H66V127H67ZM96 125V124H95ZM94 125V126H95ZM120 125V124H119ZM165 125V124H164ZM225 125V124H224ZM55 126V124L53 125V126H50V127H54ZM55 126V132H56V134H59V136L58 135H56V136H58V137H60V135L61 134H64V133H61L60 131H61V129H57V127ZM63 126V125H62ZM65 126V125H64ZM92 126V125H91ZM101 126V125H100ZM105 126V125H104ZM108 126V125H107ZM113 126H115L114 124H113ZM126 126V125H125ZM132 126H134V125H132ZM149 126V127H148ZM170 125H168V127H169ZM172 126V125H171ZM177 126H175L174 127V129L176 130H178V131H180V133L179 134H181V131H183V129L182 130H179L178 129V127ZM263 126V125H262ZM65 127V128H66ZM73 127V126H72ZM80 127L81 128H83L81 125H80ZM80 127H78V128H80ZM86 127V126H85ZM122 126H120V128H121ZM136 127V126H135ZM135 127H133V128H135ZM181 127V126H180ZM179 127V128H180ZM185 127V126H184ZM190 127V126H189ZM188 127V129H189V131L191 130L190 128ZM241 127H242V125H241ZM264 127V126H263ZM44 128V127H43ZM45 128H46V126H45ZM87 128V127H86ZM93 128V127H92ZM95 128V127H94ZM98 128V127H97ZM114 127H112V126H109V127H107V130L109 131V132H111V133H113L114 134V136H122V137H124L125 136V134H122V131L120 132V133H118V132H116L115 131V128H117L116 126H115V128L113 129ZM130 128V127H129ZM140 128V126L138 127V129ZM142 128V127H141ZM158 128V127H157ZM160 128V127H159ZM225 128V127H224ZM262 128V127H261ZM54 129V128H53ZM52 129V130H53ZM84 129L85 128H83V132H84V134L86 133L85 131H84ZM103 129H104V127H103ZM122 129V128H121ZM173 129V128H172ZM260 129V130H259ZM42 130H44V129H42ZM50 130V129H49ZM80 129H78V131H79ZM106 130V129H105ZM119 130V129H118ZM125 131H126V128L124 129ZM167 130V129H166ZM173 131V132H171V136L170 137H173V138H171V141H169V143H167V141H166V139H165V141H163V143H165V145H159V146H157L155 149H154V151H156L157 153H156V157H155V154H153V150H151V151H153L152 153L151 152H149V150H148V145L147 146H144V145H142V146H144V148L145 149H143V151H141L142 152V154H144L145 155V157H147V161L145 162V164H142V165H139V168H140V166H141V168H142V171L144 170V172H146V174H147V177L148 176H152V178L151 179H147V180H145L144 182H146L145 184L144 183H139L138 181H140V180H135V181H133V185H131V189H133L135 192H137V191H139V194H137L138 196H137V198L139 199V197H143V196H145V195H151L150 193H149V190H148V193L146 192V191H143V189H146L147 187H149V184H151L150 182H151V180L153 179V173L152 172H154L155 173V170H157V163L155 164L153 161H155V159H153V158H158L159 156H161L162 158H163V160H165L164 162H166V163H171L172 161H174V159L176 160V157H177V159H178V164L176 165L177 167L179 166V168H180V166L182 167V170H183V166H184V162L186 163V161H187V154L185 155V153L184 152H182L183 150H184V144L182 143V142H180L177 138V136L175 135L174 136V134H175V132H177V131ZM187 130V129H186ZM193 130V129H192ZM239 130H241V129H239ZM262 130H263V128H262ZM1 131V130H0ZM44 131H46V130H44ZM48 131V130H47ZM67 131V130H66ZM69 131V130H68ZM86 131L88 132V130L86 129ZM90 131H92V130H90ZM133 131V130H132ZM135 131V130H134ZM128 132L127 133V136L129 137V139L130 140H133L134 138H138V134L140 135V133L139 132H137V131H135V132ZM170 131H172V130H170ZM50 132H52V131H50ZM73 132V133H72ZM70 134H65V135H63V136H65L66 137V139H68V140H70V141H72V139H73V137L75 136V135H77V134H79L78 132H77V134H76V129L75 130H73ZM81 132V131H80ZM106 132V131H105ZM127 132V131H126ZM149 132H152V131H150V129H149ZM262 132V131H261ZM40 133V132H39ZM43 133H45V132H43ZM48 133V132H47ZM67 133V132H66ZM75 133V134H74ZM89 133V132H88ZM88 133H86V136H87V134ZM92 133V132H91ZM146 133V132H145ZM163 132H161V134H162ZM165 133V132H164ZM173 133V134H172ZM189 133V132H188ZM245 133V132H244ZM244 133H243V135H244ZM81 134H82V132H81ZM113 134H111V136L113 135ZM147 134V133H146ZM154 134V133H153ZM166 134H167V131H166ZM241 134V133H240ZM89 135V134H88ZM91 135V134H90ZM149 135V134H148ZM148 135H147V138H148ZM160 135V134H159ZM168 135H169V133H168ZM167 135V136H168ZM185 135H186V133H185ZM188 135V134H187ZM190 135V134H189ZM231 135H233V134H231ZM248 135V134H247ZM256 135H258V136H256ZM42 136H43V134H42ZM46 136V135H45ZM62 136V135H61ZM81 136H83V134L81 135ZM111 136L109 137V138H111ZM114 136H112V137H114ZM126 136V137H127ZM143 136H144V134L142 135V138H143ZM156 136H158V134H156ZM156 136H153L154 138L156 137ZM180 136V135H179ZM194 136H192V137H194ZM236 136V135H235ZM239 136V135H238ZM242 136V135H241ZM246 136V135H245ZM58 137H56V139H57V141H58ZM78 137V136H77ZM89 137V136H88ZM126 137H124V138H126ZM163 137V136H162ZM234 137V136H233ZM243 137V136H242ZM42 138H44V137H42ZM48 137H46V140H48L47 139ZM55 138V137H54ZM53 138V139H54ZM64 138V137H63ZM86 138V137H85ZM142 138H140V140L142 139ZM154 138H152V139H154ZM156 138H158V137H156ZM181 138V137H180ZM191 138V137H190ZM228 138V139H227ZM232 138V137H231ZM240 138V137H239ZM61 139V138H60ZM65 139V141H67ZM82 139V138H81ZM84 139V138H83ZM90 139V138H89ZM89 139L86 141L85 139V141L86 142H88L89 141ZM92 139V138H91ZM90 139V140H91ZM113 139V138H112ZM118 139V138H117ZM117 139H116V141H117ZM120 139V138H119ZM127 139V138H126ZM146 139V138H145ZM144 139V140H145ZM152 139H151V142H150V140L148 141L149 142V145H151V143H152ZM163 139V140H164ZM184 139H186L185 137H184ZM183 139V140H184ZM189 139V138H188ZM63 140V139H62ZM111 139H109V141H110ZM139 140V141H140ZM237 140H239L238 138H237ZM241 140V139H240ZM57 141H56V143H57ZM60 141V140H59ZM74 142L76 141V138L73 140ZM100 141V140H99ZM104 141H106V140H104ZM108 141V140H107ZM107 142V143H110V144H108V145H111V142ZM115 141V140H114ZM122 141V140H121ZM127 141V140H126ZM125 141V143H121L122 144V148L121 149H117V150H119V151H115L116 152V155H117V159H116V156H115V158L113 159V160H115L116 159V162H117V164H118V161H128V159H130V154L131 153H134V150H136V149H138V148H133L135 145H136V142L137 141H135L133 144H135V145H133V147H131L130 146V142H126ZM143 141V140H142ZM158 140H154V142L156 143ZM188 140H186V142H187ZM190 141V140H189ZM189 141H188V143H189ZM84 142V141H83ZM86 142H84V143H86ZM91 142H92V140H91ZM101 142V141H100ZM123 142V141H122ZM184 142V141H183ZM185 142V143H186ZM191 142V141H190ZM195 142V141H194ZM158 143V142H157ZM188 143H186V144H188ZM59 144V143H58ZM75 144V143H74ZM79 144V143H78ZM92 144H93V142H92ZM105 144V143H104ZM139 144H140V142H139ZM153 144V143H152ZM160 144H162V143H160ZM190 144V143H189ZM259 144V145H258ZM62 145V144H61ZM68 145V144H67ZM81 145V144H80ZM90 145V144H89ZM101 145V144H100ZM107 145V144H106ZM113 145H115L114 143H113ZM118 145H119V141H118ZM117 145V146H118ZM158 145V144H157ZM194 145V144H193ZM48 146V145H47ZM51 146V148H52V145H50ZM56 146V145H55ZM154 146V145H153ZM258 146V147H257ZM49 147V146H48ZM100 147H102V146H100ZM104 147H106L107 148V146H104ZM119 147V146H118ZM140 147V146H139ZM185 147H187L188 148V146L187 145H185ZM225 147V148H224ZM43 148V149H42ZM60 148V147H59ZM88 147H85V151H84V153H85V162H87V160L89 161V159H92V155H91V151L89 150L90 148H88V150L90 151H87L86 149H87ZM133 148V149H132ZM154 148V147H153ZM227 148V149H226ZM75 149V148H74ZM74 149H72V151L74 150ZM76 149H79V148H76ZM108 149V148H107ZM151 149H152V147H151ZM194 149H195V147H194ZM193 149V150H194ZM258 149V150H257ZM44 150H46V149H44ZM81 150V151H80ZM79 150V153H81L82 152V149H80ZM192 150V149H191ZM64 151V150H63ZM75 151V150H74ZM73 151V152H74ZM77 151V155L79 154L78 153V150H76ZM75 151V152H76ZM185 151V150H184ZM186 152V151H185ZM195 152H197L196 151V149H195V151H194V153ZM214 152V151H213ZM72 153V152H71ZM70 153V154H71ZM93 153V152H92ZM139 153H140V151H139ZM192 153H193V151H192ZM193 153V154H194ZM206 153V152H205ZM208 153H210V152H208ZM110 154V153H109ZM190 155H191V153H189ZM192 154V155H193ZM196 154V153H195ZM204 154V153H203ZM236 154L234 155V156H236ZM69 155V154H68ZM67 155V156H68ZM72 156H73V154H71ZM75 156H76V154H74ZM80 155V154H79ZM81 155H82V153H81ZM97 155V154H96ZM105 155V154H104ZM132 155V154H131ZM140 155H141V153H140ZM189 155V156H190ZM201 155V154H200ZM75 156H73V157H75ZM111 156V155H110ZM240 156V157H241ZM242 156V157H243ZM94 157H95V155H94ZM195 156L193 155V157H191L192 159L194 158ZM203 157V156H202ZM241 157V158H242ZM253 157V156H252ZM80 158H82V157H80ZM78 159V157H77V160H79V161H81V159ZM97 158V157H96ZM99 158V157H98ZM104 158V157H103ZM113 158V157H112ZM134 158V157H133ZM141 158V157H140ZM196 158V157H195ZM194 158V159H195ZM204 158V157H203ZM233 158V157H232ZM235 158H237V157H235ZM234 158V159H235ZM244 158V157H243ZM255 158H257L256 157V155H255ZM76 159V158H75ZM75 159L73 160V161H75ZM106 159V158H105ZM110 159V158H109ZM131 159H132V157H131ZM130 159V160H131ZM191 159V160H192ZM198 159V158H197ZM228 159V158H227ZM240 159V158H239ZM245 159V158H244ZM254 159V158H253ZM252 159V160H253ZM49 161V162H51V163H49V165H46V166H43L44 164H43V162L46 164V162L45 161ZM94 160V159H93ZM100 160V159H99ZM111 160V159H110ZM112 160V161H113ZM140 160V159H139ZM160 160V159H159ZM163 160H162V163H163ZM188 160H190L189 158H188ZM190 160V161H191ZM196 160V159H195ZM205 160H206V157H205ZM230 160V159H229ZM233 160V159H232ZM72 161V160H71ZM137 161V160H136ZM157 161V160H156ZM190 161L188 162V163H190ZM194 161V160H193ZM234 161V160H233ZM232 161V162H233ZM235 161H236V159H235ZM238 161V160H237ZM245 161V160H244ZM250 161V160H249ZM105 162V161H104ZM104 162H102V164L104 163ZM131 162V161H130ZM143 162V163H144ZM176 162V161H175ZM174 162V163H175ZM192 162V161H191ZM246 162H247V160H246ZM52 163V164H53ZM66 164V163H64V162H62L61 161V164ZM68 163H70V162H68ZM72 163V162H71ZM70 163V164H71ZM93 163V162H92ZM91 163V164H92ZM106 163V162H105ZM107 163H109V162H107ZM106 163V164H107ZM110 163H111V161H110ZM113 163V162H112ZM111 163V165H113ZM136 163V162H135ZM139 163V162H138ZM141 163V162H140ZM154 163V164H153ZM160 163V162H159ZM173 163V162H172ZM173 163V164H174ZM194 163H196V162H194ZM215 163V164H214ZM222 163V162H221ZM226 163V162H225ZM238 163H240V162H238ZM245 163V162H244ZM253 163V162H252ZM60 164V165H61ZM82 164V163H81ZM85 164V163H84ZM88 164V163H87ZM106 164H104V165H106ZM127 164V166L129 167L130 165H128L129 163H126ZM130 164H132V163H130ZM191 164H193V163H191ZM203 164V163H202ZM261 164H263V163H261ZM261 164H260V166H261ZM103 165V166H104ZM109 166H110V164H108ZM163 165V164H162ZM166 165V167H169V166H167L168 164H165ZM174 165V166H175ZM189 165V164H188ZM217 165V164H216ZM234 165V164H233ZM236 165V164H235ZM255 165V164H254ZM67 166V165H66ZM69 166V165H68ZM68 166H67V168H68ZM80 166V165H79ZM102 166V165H101ZM120 164H118L117 166H114V168H112V169H114V171H113V174H114V177H115V175L118 177H115V180H113V178H110V179H112L113 181L111 182V183H109L110 184V187L111 188H116V186H120V189H126V191H127V187L126 186H128V185H125V182H127V179H126V176H128V172L126 171V169H120ZM132 166V165H131ZM134 166V165H133ZM186 166H187V164H186ZM191 166V165H190ZM188 167V168H191V167ZM193 166H194V164H193ZM223 166V165H222ZM263 166V165H262ZM90 167V166H89ZM171 167H173V166H171ZM176 167V168H177ZM187 167H185V168H187ZM201 167H203V166H201ZM216 167V166H215ZM228 167H230V166H228ZM240 167V166H239ZM64 168H66V167H64ZM133 168H135V167H133ZM175 168V167H174ZM179 168H177V172H180L179 170ZM188 168L186 169V170H188ZM196 168V167H195ZM217 168H219V167H217ZM216 168V169H217ZM256 168V167H255ZM263 168H264V166H263ZM46 169H48L47 170V172L45 171ZM55 169V168H54ZM105 169L107 170V168H106V166H105ZM132 169V168H131ZM130 169V170H131ZM136 169V168H135ZM159 169V168H158ZM166 168H164V170H165ZM173 169V168H172ZM179 169V170H178ZM204 169V168H203ZM215 169V170H216ZM220 169V168H219ZM219 169L217 170V172L219 171ZM235 169H236V167H235ZM234 169V170H235ZM257 169V168H256ZM256 169H254V170H256ZM260 169H262V167L260 168ZM260 169H259V171L258 172H261V171H264V170H261L260 171ZM66 170V169H65ZM72 170V168L70 169V171ZM77 170V171H78ZM100 170V169H99ZM109 170V169H108ZM134 170V169H133ZM141 170V169H140ZM169 170V169H168ZM195 170V169H194ZM224 170V169H223ZM222 170V171H223ZM251 170V169H250ZM39 171H44V172H46V174H47V178H48V181H43L42 180V178H41V176L42 175H40L39 174ZM67 171V170H66ZM76 171V170H75ZM137 171H139V169L137 170ZM141 171V172H142ZM158 171V170H157ZM213 171V170H212ZM65 172V171H64ZM110 172V171H109ZM108 172V173H109ZM112 172V171H111ZM131 172H132V170H131ZM144 172L143 173H140V174H144ZM162 172H164V171H162ZM170 172V171H169ZM185 172V171H184ZM234 172V171H233ZM236 172V171H235ZM248 172H249V170H248ZM248 172H247V174H246V172H245V174L248 176ZM257 172V173H258ZM96 173V172H95ZM103 173V172H102ZM137 173V172H136ZM139 173V172H138ZM150 173H152V174H150ZM167 173H168V171H167ZM227 173H228V169H227ZM262 173V172H261ZM264 173V172H263ZM262 173V174H263ZM45 174V175H46ZM131 174V173H130ZM163 174V173H162ZM193 174V173H192ZM196 174V173H195ZM211 174V173H210ZM215 174V173H214ZM219 174V173H218ZM221 174V173H220ZM229 174V173H228ZM234 175H236V173H233ZM261 174V175H262ZM62 175L63 174H61V178H62ZM64 175H65V173H64ZM69 175V174H68ZM154 175H156V174H154ZM166 175V173H164V176ZM170 175H171V173H170ZM183 175V174H182ZM181 175V176H182ZM186 175V174H185ZM254 175H255V173H254ZM260 175V174H259ZM258 175V176H259ZM44 176V175H43ZM74 176H72L73 178H74ZM98 176V175H97ZM135 175H134V173H133V176L132 177H134ZM142 176V175H141ZM163 176V177H164ZM168 177H169V174L167 175ZM176 176H178V177H175V178H173V179H171V180H169V182H171L170 183V185L172 184V183H179L180 182V179L182 178L180 175H176ZM206 176H207V173H204V171H202V169H201V171H199V172H197V174L195 175V180H196V182L198 183V182H200V180H204V178H206ZM226 176V175H225ZM246 176V177H247ZM66 177H67V175H66ZM129 177V176H128ZM157 177V176H156ZM158 177H159V175H158ZM174 177V176H173ZM181 177V178H180ZM192 177V176H191ZM209 177V176H208ZM214 177H216V175L214 176ZM231 177H232V175H231ZM64 178H65V176H64ZM63 178V179H64ZM70 178V177H69ZM117 178V179H116ZM131 178V177H130ZM141 178V177H140ZM160 178V177H159ZM165 178V177H164ZM180 178V179H179ZM188 178H190V177H188ZM75 179V178H74ZM75 179V180H76ZM105 179V178H104ZM103 179V180H104ZM184 179V178H183ZM187 179V178H186ZM208 179V178H207ZM210 179H212L211 177H210ZM261 179H263V178H261ZM65 180H66V178H65ZM74 180V181H75ZM131 180V179H130ZM129 180V181H130ZM133 180V179H132ZM156 180V179H155ZM165 180V179H164ZM215 180V179H214ZM142 181V180H141ZM161 181V180H160ZM160 181L158 180V184L160 183ZM167 181V180H166ZM182 181V180H181ZM184 181H186V180H183L182 181V183H184ZM206 181V180H205ZM211 181V180H210ZM66 182H67V180H66ZM66 182H64V183H66ZM120 182H122V183H120ZM168 182V181H167ZM188 182H189V180H188ZM204 182V181H203ZM78 183V182H77ZM106 184H107V182H105ZM155 183H157L156 181H155ZM186 183V182H185ZM190 183H192V181L190 182ZM195 183V182H194ZM194 183H193V186H194ZM196 183V184H197ZM104 185V186H107V185H109V184H107V185ZM175 184V185H176ZM222 184H224V183H222ZM229 184V183H228ZM80 185V184H79ZM83 185V184H82ZM86 185V184H85ZM152 185V184H151ZM157 185V184H156ZM185 185V184H184ZM184 185H182V187L184 186ZM192 184H190L189 185V188H190V186H191ZM199 185V184H198ZM251 185V190L249 189V186ZM252 185H254V186H252ZM71 186H73V185H71ZM160 186H161V184H160ZM178 186H181V184L179 183V185ZM208 183H203L201 186H194V187H192L193 188V190H194V192H193V190H192V193H193V195H194V197H195V195L197 194L198 195V197H199V199L200 198H203L202 196H206L205 198H203L204 199V201H205V199H208V197H207V194H209L208 192L210 191H208ZM108 187V186H107ZM110 187H109V189H110ZM152 187H154V185L152 186ZM182 187H180V188H182ZM69 188V187H68ZM129 188V187H128ZM186 188V187H185ZM76 187H75V191H73V192H76ZM108 189V188H107ZM106 189V190H107ZM119 189V188H118ZM165 189V188H164ZM182 189H184V187L182 188ZM188 189V188H187ZM186 189V190H187ZM221 189H223L222 187H221ZM225 189H227V188H225ZM254 189V190H253ZM67 190V189H66ZM69 190H70V188L67 190L68 192H69ZM78 190V189H77ZM111 190V189H110ZM129 190V189H128ZM153 190H154V188H153ZM174 190V189H173ZM190 190H191V188H190ZM190 190H188V191H190ZM214 190L216 191H218L219 190V188H214ZM66 191V192H67ZM105 191V190H104ZM143 191V192H142ZM152 191V190H151ZM175 191V190H174ZM224 191V190H223ZM226 191V190H225ZM228 191V190H227ZM71 192H72V189H71ZM67 193V194H72V193ZM106 192V191H105ZM114 192V191H113ZM122 192V191H121ZM129 192V191H128ZM127 192V193H128ZM156 192V193H157ZM181 192V190L179 191V193ZM187 192V191H186ZM125 194H126V192H124ZM130 193V192H129ZM154 193V192H153ZM152 193V194H153ZM174 193V192H173ZM175 193H176V191H175ZM178 193V192H177ZM212 192H210V194H211ZM216 193V192H215ZM223 193L224 192H221V194H222V196H224L223 195ZM225 193H227V192H225ZM116 194H117V192H116ZM186 194V193H185ZM209 194V195H210ZM218 194H220V193H218ZM217 194V195H218ZM63 195V194H62ZM64 195H65V192H64ZM74 195H76V194H74ZM126 195H128V194H126ZM134 195L135 194H133V197H134ZM192 195V194H191ZM212 195H213V193H212ZM69 196V195H68ZM103 196V195H102ZM105 196H106V194H105ZM111 196V195H110ZM123 196V195H122ZM125 196V195H124ZM123 196V197H124ZM177 196V195H176ZM180 196V195H179ZM181 196H182V193H181ZM186 196H189L188 194L186 195ZM248 196H252L253 197V199H249L248 200ZM38 197H41V196H38ZM71 197H74V196H70V198ZM121 197V196H120ZM126 197H128V196H126ZM148 197V196H147ZM147 197H143V198H147ZM173 197H174V195H173ZM213 197V196H212ZM214 197H215V194H214ZM213 197V198H214ZM217 197V196H216ZM215 197V198H216ZM42 198V197H41ZM40 198V199H41ZM64 198H67L66 196L64 197ZM110 199L111 198H113L112 196L111 197H109ZM182 198H183V196H182ZM187 198H191L190 196L189 197H187ZM211 198V197H210ZM247 198V199H246ZM264 198V197H263ZM67 199H69V198H67ZM75 199V198H74ZM73 199V200H74ZM118 199H120V198H118ZM121 199H122V197H121ZM134 199V198H133ZM174 199H175V197H174ZM184 199V198H183ZM193 198H191V199H189V200H192ZM221 199V198H220ZM227 199V200H228ZM21 200V199H20ZM72 200V201H73ZM78 200V199H77ZM113 200V199H112ZM124 200V199H123ZM136 200V199H135ZM148 200V199H147ZM153 200V201H154ZM185 200H187V199H185ZM211 200V199H210ZM209 200V201H210ZM264 200V199H263ZM117 201V200H116ZM133 201V200H132ZM151 201V200H150ZM208 201V202H209ZM216 201H218V199L216 200ZM221 201V200H220ZM40 202H41V200H40ZM41 202V203H42ZM76 202V203H77ZM108 202H110L109 200L108 201H106L105 203V205H107L108 204ZM114 201H112V203H113ZM140 202V201H139ZM147 202V201H146ZM186 202V201H185ZM190 202V201H189ZM198 202V201H197ZM200 202V201H199ZM212 202H213V200H212ZM223 202V201H222ZM225 202V201H224ZM67 203H69L68 201H67ZM71 203V202H70ZM111 203V202H110ZM112 203H111V209H113V205H112ZM156 203V202H155ZM155 203H152V204H154L155 205ZM187 203V202H186ZM191 203H192V201H191ZM190 203V204H191ZM210 203H211V201H210ZM209 203V204H210ZM217 203V202H216ZM221 203V202H220ZM250 203V204H251ZM260 203V202H259ZM263 203V202H262ZM78 204V203H77ZM77 204H74V205H77ZM118 204V203H117ZM137 204V203H136ZM143 204V203H142ZM181 204V203H180ZM189 204V203H188ZM199 204V203H198ZM197 204V205H198ZM223 204H220L221 206L223 205ZM104 205V206H105ZM120 205V204H119ZM153 205V206H154ZM196 205V206H197ZM200 206H203L201 203L199 204ZM254 205V204H253ZM261 205V204H260ZM16 206V205H15ZM18 203H17V206H16V208L18 209ZM24 206V205H23ZM49 206H51V207H49ZM81 206L83 207V208H85V210H87V211H89V210H92V209H94L93 211H95V210H97V211H95V215L93 216H91L90 214H94L93 212H89V213H86V214H83L82 213V215H80V213L78 214V213H76L75 211L76 210H79L80 208H81ZM129 207H130V205H128ZM140 206V205H139ZM143 206V207H144ZM151 205H149V208H151L150 207ZM152 206V207H153ZM179 206V205H178ZM177 206V208H178V211H179V209H180V207H178ZM184 206V205H183ZM182 206V207H183ZM193 206H194V204H193ZM246 206V205H245ZM29 207H30V205H29ZM34 207V206H33ZM33 207H32V209H33ZM37 207H38V205H37ZM42 207V206H41ZM114 207H116L117 209H119L120 211L121 210H123L122 209V206H119V207H117V205L115 206L114 205ZM128 207V208H129ZM187 207V206H186ZM190 207V206H189ZM192 207V206H191ZM249 207V206H248ZM248 207H246V210L248 209ZM253 207V206H252ZM251 207V208H252ZM13 208V209H12ZM31 208V207H30ZM44 208V207H43ZM42 208V209H43ZM77 208V209H76ZM96 208V209H95ZM103 208H105V207H103ZM106 208H107V206H106ZM108 208H109V206H108ZM110 208H109V210H110ZM121 208V209H120ZM154 208V207H153ZM193 208H195V207H193ZM200 208V207H199ZM213 208V207H212ZM214 208H215V206H214ZM250 208V207H249ZM31 209V210H32ZM37 209V208H36ZM36 209H35V211H36ZM44 209H46V208H44ZM100 209V208H99ZM115 209V208H114ZM114 209H113V211H108V212H110V214L113 212H115L114 211ZM176 209V208H175ZM174 209V210H175ZM191 209V208H190ZM190 209H189V211H190ZM196 209V208H195ZM200 209V210H201ZM218 209V208H217ZM221 209V210H222ZM238 209V210H237ZM255 209V208H254ZM257 209H258V212L256 211V210H254V212L256 211L257 213H260L263 209H262V207L260 208V207H257ZM22 210V209H21ZM21 210H17V211H20V212H16L15 214L17 215V217H15L14 219H13V221H14V223H16V222H18V220H19V218L21 217V216H23L22 215V213H21ZM23 210H24V208H23ZM116 210V209H115ZM127 210V209H126ZM134 210V207H133V209H132V211ZM156 210V211H155ZM177 210V209H176ZM175 210V211H176ZM211 210H213V209H211ZM237 210V211H236ZM246 210L244 211V212H246ZM14 211H15V209H14ZM118 211V210H117ZM151 211V210H150ZM173 211V210H172ZM177 211V212H178ZM216 211V210H215ZM219 211V210H218ZM8 212V211H7ZM78 212V211H77ZM106 212V211H105ZM107 212V213H108ZM126 212V211H125ZM187 212V211H186ZM220 212V211H219ZM228 212V213H229ZM248 212V211H247ZM247 212L246 213H244L246 216H247ZM249 212H250V210H249ZM253 212V213H254ZM263 212V211H262ZM116 213V212H115ZM127 213V212H126ZM155 213V216H153L152 217V215ZM179 213V212H178ZM177 213V214H178ZM194 213H195V210H194ZM217 213V212H216ZM242 213V212H241ZM257 213H256V215H257ZM14 214V213H13ZM24 214H26L25 212H24ZM57 214V215H56ZM218 214V213H217ZM220 214V213H219ZM260 214H262V213H260ZM98 215V214H97ZM117 215V214H116ZM124 215V214H123ZM126 215V214H125ZM124 215V216H125ZM167 215V214H166ZM188 215V217H190L191 215H190V212H189V214H187ZM190 215V216H189ZM245 215H243V216H245ZM254 216H256L255 214H253ZM20 216V217H19ZM45 216V215H44ZM103 216H104V213H103ZM107 216H109V215H107ZM165 216V215H164ZM172 216V215H171ZM261 216H263V217H261V218H264V212H263V214L261 215ZM9 217V216H8ZM78 217V218H77ZM105 217V216H104ZM152 217V218H151ZM172 217H174V216H172ZM218 217H220V218H218ZM248 217V219H249V216H247ZM252 217V216H251ZM22 218V217H21ZM97 218V217H96ZM151 218V221H149V222H151V224L148 222V221H146L147 219L149 220ZM177 218H180V216L178 215V217ZM185 218V217H184ZM187 218V217H186ZM222 218H223V220H222ZM231 218V217H230ZM243 218V217H242ZM242 218L240 219V220H242ZM1 219V218H0ZM5 219V218H4ZM38 219V218H37ZM188 219V218H187ZM259 219V218H258ZM7 220V219H6ZM105 220H106V218H105ZM180 220V219H179ZM196 220H199V221H201L202 222V224L199 226L198 224H199V222H198V226L199 227H196L197 225L195 224V222H196ZM231 220V219H230ZM240 220H237V222L239 221L240 223L242 222V221H240ZM245 220H247L246 218H245ZM4 221V220H3ZM10 221V220H9ZM31 221H33V220H31ZM35 221V220H34ZM38 221V220H37ZM36 221V222H37ZM106 221H108V220H106ZM122 221V220H121ZM181 221H184V220H181ZM256 222V220L255 219H253V222ZM260 221V220H259ZM258 220H257V222H259ZM69 222V223H68ZM103 222V221H102ZM177 222H178V220L176 221V222H172V223H167L166 225L167 226H175V225H177ZM186 222V221H185ZM229 222H231V223H233L232 221H229ZM247 222V221H246ZM245 222V223H246ZM254 222V223H255ZM8 223V222H7ZM26 223V222H25ZM25 223H23L24 224V226H26L25 225ZM29 222L27 221V224H28ZM34 223V222H33ZM32 223V224H33ZM188 223V222H187ZM227 223V222H226ZM264 223V222H263ZM31 224V225H32ZM35 224V223H34ZM106 224V223H105ZM110 224V223H109ZM162 224V223H161ZM183 224H184V222H183ZM249 224H252V223H249ZM258 224V223H257ZM6 225V224H5ZM4 225V226H5ZM30 225V226H31ZM39 225H40V222H39ZM57 225V224H56ZM59 225V224H58ZM126 225V226H125ZM190 225H191V223H190ZM227 225V224H226ZM225 225V226H226ZM229 225V224H228ZM239 225V224H238ZM255 225V224H254ZM263 225V224H262ZM4 226H2V227H4ZM24 226L22 227V229L24 228ZM27 226H29V225H27ZM35 226H36V224H35ZM51 226V225H50ZM49 226V227H50ZM52 226H54V225H52ZM109 226V225H108ZM123 226H125V227H123ZM158 226V227H157ZM184 226V225H183ZM188 226V225H187ZM201 226H202V228H201ZM224 226V227H225ZM230 226H232V225H230ZM235 226V225H234ZM258 226V225H257ZM7 227H8V225H7ZM14 227H15V225H14ZM14 227H11V228H14ZM40 227V226H39ZM43 227V226H42ZM41 227V228H42ZM55 227V226H54ZM98 227V226H97ZM110 227V226H109ZM108 227V228H109ZM161 227V226H160ZM177 227H178V225H177ZM179 227H181V225L179 226ZM178 227V228H179ZM192 227H193V225H192ZM242 227V226H241ZM254 226H252V228H253ZM262 227H264V225L262 226ZM21 228V227H20ZM19 228V229H20ZM27 228V227H26ZM51 228V227H50ZM50 228H48V229H50ZM101 228H104V227H99V229L102 231V229ZM227 228V227H226ZM233 228V227H232ZM238 228H240V226H238ZM244 228V227H243ZM258 228V227H257ZM261 228V227H260ZM9 229V228H8ZM17 229V228H16ZM16 229H15V231H16ZM55 229V228H54ZM97 229V230H96ZM161 229V228H160ZM180 229V228H179ZM186 229V228H185ZM191 229V228H190ZM190 229H188L189 230V232H190ZM237 229V228H236ZM250 229H251V225H250ZM249 229V230H250ZM262 229V230H261ZM260 229V231H262L263 232V228H261ZM12 230V229H11ZM43 230V229H42ZM56 230V229H55ZM104 230V229H103ZM187 230V229H186ZM187 230V231H188ZM192 230V229H191ZM228 230H229V228H228ZM228 230H227V233H228ZM234 230V229H233ZM252 230V229H251ZM258 230V229H257ZM20 231H22V230H20ZM26 231H28L27 229H26ZM34 231H35V228H34ZM38 231V230H37ZM49 231V230H48ZM50 231H51V229H50ZM164 231H168V230H164ZM172 230H170V233H172L171 232ZM175 231V230H174ZM193 231V230H192ZM223 231H225V229L223 230ZM5 232H6V227H5ZM250 232V231H249ZM248 232V233H249ZM1 233V232H0ZM4 233V232H3ZM8 233H9V231H8ZM7 233V234H8ZM17 233V232H16ZM45 233H47V232H45ZM49 233V232H48ZM53 233V232H52ZM82 233V235H83V233H84V235L82 236H80V234ZM179 233V232H178ZM184 233V232H183ZM246 233V232H245ZM2 234V233H1ZM173 234V233H172ZM171 234V235H172ZM255 234V233H254ZM258 235L260 234V232L259 233H257ZM256 234V235H257ZM27 235H29V234H27ZM34 235H35V233H34ZM102 235H103V233H102ZM261 235V234H260ZM262 235H264L263 233H262ZM7 236V235H6ZM31 236V235H30ZM48 235L46 234V237H47ZM109 236V235H108ZM108 236H107V238H108ZM130 237V238H127L128 239V241H124L125 239H126V237ZM154 236H155V240H152L153 238H154ZM173 236V235H172ZM192 236V237H191ZM27 237V236H26ZM33 237V236H32ZM31 237V238H32ZM178 238L180 237L179 235L177 236ZM177 237H175V238H177ZM186 237V236H185ZM254 237V236H253ZM259 237V236H258ZM262 237V236H261ZM17 238V237H16ZM19 238H20V236H19ZM29 238V237H28ZM42 238V237H41ZM44 238V237H43ZM212 238V237H211ZM210 238V239H211ZM1 239H2V237H1ZM9 239V238H8ZM189 239V238H188ZM4 240V239H3ZM3 240H1V241H3ZM29 240V239H28ZM32 240V239H31ZM44 240V239H43ZM46 240V239H45ZM175 240H177V239H175ZM212 240V239H211ZM239 240H241V241H239ZM254 240V239H253ZM262 240H263V238H262ZM9 241V240H8ZM17 241V240H16ZM210 241V240H209ZM227 241L229 242V243H231L232 245H228V246H225V245H223L222 243L223 242H226L227 243ZM10 242H12V241H10ZM20 242H22L21 240H20ZM125 242H126V244H125ZM178 243H180L179 241H177ZM262 242V241H261ZM13 243V242H12ZM40 243H42V241L40 242ZM39 243V244H40ZM187 243V242H186ZM214 243V242H213ZM1 244V243H0ZM7 244V243H6ZM10 244V243H9ZM121 244H123V245H121ZM124 244H125V246H124ZM234 244V245H233ZM248 244V245H247ZM31 245H33V244H31ZM120 245H121V247H120ZM182 245H184V244H182ZM258 245H257V247H258ZM261 245H264V242H262L261 243ZM1 246H3L2 244H1ZM0 246V247H1ZM7 246V245H6ZM123 246V247H122ZM186 246V245H185ZM187 246H186V249H189V250H191L190 248H187ZM5 247V246H4ZM10 247V246H9ZM12 247V246H11ZM172 247L173 248H178V250H176V249H174V251H172L173 249H172ZM182 247V246H181ZM184 247V246H183ZM196 247H198V246H196ZM260 247V246H259ZM258 247V248H259ZM264 247V246H263ZM185 248V247H184ZM194 248V247H193ZM255 248H256V246H255ZM254 248V249H255ZM261 248V247H260ZM20 249H22V248H20ZM24 249V248H23ZM29 249V248H28ZM43 249H41V250H43ZM104 249V250H103ZM186 249H184V250H186ZM241 250H242V248H240ZM247 249V248H246ZM257 249V248H256ZM256 249H255V251H256ZM6 250V249H5ZM31 250V249H30ZM33 250V249H32ZM36 250H38V248L36 249ZM88 250H91V251H88ZM180 250H182V251H180ZM210 250V249H209ZM0 251H3V250H0ZM34 251V250H33ZM140 251H143V252H141V253H138V252H140ZM192 251H194V250H192ZM246 251H248V250H246ZM19 250H17V255L15 256V257H13L14 258V263H16V264H23V262L24 261H22V258H19V256H25L24 254H28L27 252H25V249H24V252L25 253H23L22 251H21V253L19 252ZM84 252V253H85ZM201 252V253H200ZM210 252H208V253H210ZM261 252H262V249H261ZM16 253H13V254H16ZM32 253V252H31ZM30 253V254H31ZM35 253V252H34ZM264 253V251L262 252V254ZM206 254V253H205ZM255 254V253H254ZM1 255V254H0ZM8 255V254H7ZM210 255V254H209ZM208 255V256H209ZM247 255H248V253H247ZM12 256V255H11ZM18 256V257H17ZM262 256V255H261ZM28 257H29V255H28ZM141 257V256H140ZM211 257H212V255H211ZM10 258V257H9ZM10 259H12V258H10ZM32 259V258H31ZM29 260L30 261V264L32 263V260ZM36 259H37V257H36ZM58 259V258H57ZM59 259H61V258H59ZM64 259V260H65ZM202 259V258H201ZM62 260V259H61ZM207 260H209V259H207ZM252 260H254V259H252ZM259 259H257V261H258ZM261 260H262V258H261ZM260 260V261H261ZM7 261V260H6ZM8 261H10V260H8ZM13 261V260H12ZM12 261H10V263L12 262ZM53 261V262H52ZM63 261V260H62ZM136 261V260H135ZM212 261V260H211ZM256 261V260H255ZM255 261H254V263H255ZM260 261L258 262V263H256V264H259L260 263ZM26 262V261H25ZM204 262H206V260L204 261ZM209 262H210V260H209ZM209 262H206V264H208ZM252 262V261H251ZM262 262V261H261ZM263 262H264V260H263ZM262 262V263H263ZM8 263V262H7ZM6 263V264H7ZM28 263V262H27ZM201 263V262H200ZM221 263L223 264V262L221 261ZM225 263V264H226ZM253 263V262H252ZM262 263H260V264H262ZM1 264V263H0ZM5 264V263H4ZM13 264V263H12ZM29 264V263H28ZM46 264V263H45ZM90 264V263H89ZM104 264V263H103ZM133 264V263H132ZM197 264V263H196ZM203 264V263H202ZM211 264V263H210ZM214 264V263H213ZM217 264V263H216ZM249 264V263H248ZM264 264V263H263Z\"/></svg>",
	"mask_w": 264,
	"mask_h": 264
},
{
	"label": "rangeland",
	"instance_id": "rangeland-1",
	"mask_svg": "<svg viewBox=\"0 0 264 264\" xmlns=\"http://www.w3.org/2000/svg\"><path fill=\"white\" fill-rule=\"evenodd\" d=\"M42 1V0H41ZM54 1H56V2H54ZM65 3H64V2ZM68 0H53V1H50V3L51 2H54V3H58L60 6V8H61V12H59V14L63 17V16H68L69 17V23L68 24H70L71 23V28L73 27V29H74V31H73V29H71L70 28V31L68 30V33H69V37H70V40H69V42L70 43H72V50L74 51H76L77 53L78 52H80V51H77V48H78V46L79 47H83L84 46V44L86 43V41H87V39H86V35H88V31L86 30V29H88V27H87V25H86V28L84 27V26H79V27H77L78 25H76L77 23H76V20L75 19H73L74 18V15H75V12L77 11L76 9H74L73 7L71 8V6H69V1L67 2ZM82 1H83V3H82ZM93 1L94 0H81V2L80 3H78L75 7H80L81 6V9L80 10H82V9H86L87 7L88 8H90L91 6L90 5H92L93 4ZM101 1H103V0H101ZM152 1V3H154V2H156L157 0H154V2H153V0H151ZM150 1V2H151ZM160 1V2H159ZM163 0H158L156 3H154V5H151L150 7V9L149 10H147V11H150L151 9H153V8H155L154 9V12H157L156 14L157 15H155L154 16V19L152 20V22H151V24L152 25H150V26H152V28L150 27V30H151V32H154L155 33V35H146L144 32L143 33H141V34H139V35H137V37L135 38V40H134V46H135V48L138 46V49L136 50V49H134V46L132 47V46H128L127 48H125L126 47V45H123V44H125L126 43V41H122V40H120L119 41V44L118 45H121L122 44V48L120 47V48H116V49H114V47H116L117 46V44H116V46H114L112 49H113V51H114V56H113V58H115V60H113V58H110L109 60H107L108 58H106L107 56H104V55H98V54H96L94 51L92 52V51H90V50H85V51H83L80 55H79V57H78V61H79V59H80V61H81V63L82 64H80V65H73V64H68V63H66L67 65V67H66V70L64 71V72H61L60 74H52V75H49V74H47L48 72H49V68H51L50 66L48 67L47 66V68L46 67H39L38 66V63L37 62H34V59L32 58V59H30L27 55H26V58H25V54H27L26 52H25V49L23 48V46L21 47L18 43H19V41H17V39H16V41L14 40L15 38H17L18 36H19V34L21 33V31L22 30H24V29H18V30H15V31H13L12 33H11V35H9L6 39L5 38H1L0 39V44L2 45V44H4L5 42L6 43H9V44H5V45H2V47H1V49H0V62L1 61H4V63L2 62V64H5V65H8V66H10L11 64V68L9 67V71H16L17 69H18V71H19V73L21 74V73H23L24 71L26 72H24V74H22L23 75V78H27V79H29L30 77V75H31V77L33 76V78L31 79V85L33 86L34 84H35V88L34 87H32L33 89V92L35 93V94H32V92H31V97L32 98H34V100H36V97H37V95H38V93H39V99L37 98V102H38V104L40 105V106H44L43 107V110L42 111H40L39 113H41V115H43L44 116V120H43V125L41 126V130L39 131V132H37L38 133V135L37 136H39V137H41L40 139V141H42V142H45V143H47V144H45V148L44 149H46V150H44L43 148V152L45 153V151L47 152V153H49V150L55 155V154H57V153H59V155L60 156H62V159H61V161L62 162H64V163H66V164H61V161L58 163V165L55 163H51V162H49L48 160L47 161H45L46 162V164L43 162V166H46V165H49V163H51L50 165H53V166H51L50 167V169H49V171H53V172H56L59 168H63L64 169V171H61L60 172V175H59V178H60V180L61 181H64V182H66V180H67V182L66 183H62L61 184V189H62V194H61V196L63 197H67V198H69V199H67V198H64L63 197V200H65L66 202H64L65 204H66V208H67V210H69L70 209V211L71 210H75V206L77 207V208H79V202L81 201L79 198H82V196H83V194L84 193H86L85 191H86V189H88L87 188V183H85V182H87V181H85V180H77L76 179V177L74 176L75 175V172H76V176L78 175H83V173H85V171L87 170V169H90L91 168V171L90 170H87L92 176H95V181H96V183L98 184L99 182V185H101V183H103L104 185L106 184L105 182H107V184H109V183H111L113 180H115V177H117L116 175H115V177H114V174H113V171H114V166H117L118 164H120L121 166H120V169H126V171L129 173L128 174V176H126V179H127V182H125V185H128V186H126L127 187V191H126V189L124 190H122V189H120V186H116V188L114 189V188H111L110 187V184L109 185H107V186H104L103 184L101 185V187L103 188V189H99L98 191H101V194L99 195V196H101V197H103L102 198V200H101V202H100V205L97 207V209H98V212H96V215H95V211H97V210H95V211H93L94 209H92V210H89V211H87V210H85V208H83L82 206H81V208L79 209V210H76L75 212L76 213H80V215H82V213L83 214H86V213H89V212H93L94 214H90L91 216L93 215H95L96 217H93L94 219H96V221H95V223H96V225L98 226H96V228H98V230L99 231H96V236H98V237H96V239L97 238H103L104 237V241H105V243L108 245L109 243V241L111 240L109 237H110V235H112L111 233H112V227H114V226H118V225H120V223L122 222H125L126 221V223H127V225L128 226H130V227H132L131 225H132V223L131 222H129L128 220L129 219H127V218H125V217H127L128 215L127 214H130V215H132L136 210H140V208L139 207H141L142 205L144 206H147L146 204H148V202H150V204L149 205H151L150 207L151 208H149V205H148V209L149 210H147V211H149V212H152V211H154L153 209H157V207H160L161 206V203L162 204H164L161 200H158V202H159V204H157V200L155 201L154 200V198L156 197V195L158 194V192H162V191H165L166 189H167V187L168 188H170V189H167V191L169 190L173 195H174V197H175V199H174V197H173V195L171 196V199H172V201H171V203H172V205H173V207H174V209L176 210H174V209H170V210H165V211H170V212H168V213H164V215L163 216H161V218L159 219V220H157L156 219V222L157 221H159L160 223L158 224L157 223V225H159V227L158 228H156L155 230H158L156 233H159V232H162V233H169V236L170 237H166V238H171V237H173L172 239H173V241L174 242H176V243H174L175 245L177 244L178 246L179 245H181V246H179V249H182L183 248V251L182 250H180V251H182L183 253H184V255L185 256H188L189 255V253H192V252H198V249H200V245H201V242H198L197 243V245L195 244V245H190V247H188L189 246V244L191 243L190 241H194V240H196V239H191L189 236L191 235V234H194L193 232H194V230H196L197 231V229L198 228H195L194 226V224H192V222H193V218L194 219H196L197 218V214L200 212V211H202V209L207 205V209L206 208H204L203 209V211H206V212H208V213H211L212 212V214L213 215H215V216H219V215H221V212L223 211V209L221 208V207H227L228 208V206L229 205H224V204H226V202L228 201L229 202V199H228V197H230L229 195L232 193V190H230V186H231V184H232V181L230 182L229 180L231 179L232 180V178L234 179V178H237V177H239V176H237L238 174H237V171H239L240 169H241V171L243 170L242 169V164H245V167H244V169H246L245 171L243 170L242 172H243V174H244V178H246V180L247 179H249L248 181V183H252V182H254L256 179H257V177H260L259 179V182H261L262 181V183L260 184L261 186H262V190H264V171H261V170H264V168H263V166H264V158H261L260 156H259V151H260V149H261V147L263 146V145H259V151L257 152L256 151V153L255 154H252V152H250L249 154H247V155H245L244 154V158L242 157H240V156H237L238 154H236V153H234L233 155H231V157H227V154H229L230 152L231 153H233V152H235V150L234 149H232L233 147H235V144H231V142L233 141V142H235L236 143V141H245V140H248V139H251V138H249V137H251V130H249V129H251V127H249L248 128V125H246V123L248 122V119H250V117H252V119H253V117L254 116H256V118L258 119V120H261V121H263V122H259L260 124H258V125H256V127L258 126V128L260 127V125H261V127L263 128V130H262V128L260 127V129H261V131H259V133H258V135L260 134H262V136L264 137V90L262 91V89H260V87H264V85H263V83H261L262 81L260 80V75H261V72H262V70L261 69H263L264 68V63L261 65L262 66V68H261V66H260V68H259V64L264 60V52L263 51H261V50H264V45H262L263 43H261V48H258V52L260 53V54H263L262 55V57H263V59H262V57H261V55H259L260 57V59L256 56V55H254V54H252V52L249 54V56H246V58L248 57H250V59L247 61H245V57H244V55H242L243 53V51H240V49L241 48H239V50L237 49V48H235V50H232V52H228L230 49L228 48V45H226L227 44V42H222L223 40H220L221 39V37L223 36L222 34L225 32V31H227L228 33H231V31H233V29L235 28V29H237V28H239L240 27V29L242 30L241 31V34H243V33H245V31H247V33H245V34H247V35H249L250 33V35H249V37H251L252 36V34L254 33V31H255V28L256 27H254V26H256V25H251L250 27L249 26H245L244 24H243V21H246V19H247V16L245 15V14H241L240 13V11L239 10H237L236 8H234V9H232L231 11H230V9L228 8L229 6H230V2L229 1H227V2H229V5L228 4H224V2L222 1V0H214V2H213V0H179L181 3L179 4L178 3V1H175V2H169L168 3V1H166V0H164V2H162ZM166 1V2H165ZM210 1V2H209ZM216 1V2H215ZM219 1H221V2H219ZM218 2V3H217ZM91 3V4H90ZM151 3V4H152ZM167 3V4H166ZM199 5H198V4ZM211 3V4H210ZM43 1H42V3L40 4L41 6H39V7H43ZM61 4H62V6H61ZM90 4V5H89ZM178 4H179V8H178ZM210 4V5H209ZM63 5H65V6H63ZM168 5V6H167ZM176 5H177V7H176ZM198 5V6H197ZM217 5V6H216ZM90 6V7H89ZM98 6L99 7H103V5H101V4H98ZM98 6H96V7H98ZM163 6V7H162ZM180 6H181V8L183 9H181L180 8ZM183 6V7H182ZM209 6V7H208ZM215 6V7H214ZM66 7V8H65ZM167 7V10H164L165 8ZM171 9H170V8ZM185 7V8H184ZM199 7V8H198ZM203 9H202V8ZM218 7H220V8H218ZM60 8H59V10H60ZM63 8V9H62ZM68 8V9H67ZM168 8H169V10H168ZM173 8H175V9H179V11H178V14L177 15H183L184 14V10L186 9V8H191L192 9V12H189V13H185L184 15H183V19H184V21L183 22H185V19H186V21H189V26H187V28H186V26L185 25H182L183 24V22L182 23H180V22H178V21H176V19H174L175 17H170V18H166V19H164L163 20V18L162 19H160V20H157L159 17H158V15H160V13L159 12H161V10H162V13H161V15L165 12L166 13V15H170L169 13V11L170 10H173ZM201 8V9H200ZM207 8H208V10H207ZM218 8V10H216ZM225 8V9H224ZM49 8H45V9H43L42 10V8H41V10L42 11H40L39 12V14L38 15H44V14H46L47 13V10H48ZM161 9V10H160ZM229 9V10H228ZM236 9V10H235ZM79 10V9H78ZM96 8L95 7H93V12L95 11L96 12ZM160 10V11H159ZM147 11L146 12H143L142 11V13H146L147 14ZM212 11V12H211ZM226 11V12H225ZM235 11V12H234ZM238 11V12H237ZM263 11V12H262ZM97 12H98V10H97ZM138 12H140V11H138ZM137 12V14L136 15H138V14H140V13H138ZM229 12V13H228ZM232 12V13H231ZM258 13L260 12V14H263V16H264V10H263V8H262V10H258L257 11ZM54 13H57V12H54ZM62 13V14H61ZM68 13H70V15H68ZM73 13V14H72ZM190 13H192V14H190ZM195 13V14H194ZM199 13H200V16H199ZM222 13V14H221ZM236 14L235 16H234V14ZM58 13L57 14H55L54 16L55 17H53V16H51L52 18H58L60 15H59ZM103 13H99L98 12V14L96 13V17H98V16H100V15H102ZM131 14V13H130ZM202 14V15H201ZM207 14V15H206ZM210 14V15H209ZM212 14V15H211ZM37 15V16H38ZM57 15H59V16H57ZM129 15V14H128ZM128 15H126V17L128 16ZM189 15H191V16H189ZM194 15V16H193ZM206 15V16H205ZM230 15H232L231 17H230ZM240 15V17L239 18H237L238 16ZM36 16V17H37ZM207 16H208V19H207ZM25 17H28V16H25ZM62 17H59V18H62ZM158 17V18H157ZM161 17V16H160ZM205 17H206V19H205ZM213 17V18H212ZM215 17L217 18V19H215ZM227 17V18H226ZM236 20H234L233 18ZM195 18V19H194ZM198 18H202L201 20L200 19H198ZM203 18H204V21L205 20H207L208 21V23H207V21H203ZM243 18V19H242ZM30 19V18H29ZM73 19V20H72ZM213 19H215V20H217V21H214ZM233 19V20H232ZM36 20H39V19H36ZM75 20V21H74ZM132 20V19H131ZM196 20H199V21H203L204 22V25L202 26V27H198V29H197V27H194L195 26V23H194V21H196ZM222 20H223V22H222ZM227 22H226V21ZM165 21V22H164ZM212 21H214V22H212ZM231 21V22H230ZM1 22V21H0ZM75 22V23H74ZM164 22V23H163ZM171 24H170V23ZM203 22H202V24H203ZM242 22V23H241ZM131 23V21H130V19L129 20H126V23L124 22L123 24L124 25H122L121 27H120V30H118V32L120 33V36L122 37V38H124L125 39V36L127 35V30L129 29V28H131L130 27V25H128V24H130ZM162 23V24H161ZM175 23H176V25H175ZM215 23H217V26H221L220 27V29H219V27H217L216 26V24ZM219 23V24H218ZM262 23H263V25H264V17L262 18ZM75 25V26H73V25ZM168 24V25H167ZM173 24V25H172ZM191 24V25H190ZM227 24V27H229L230 28V30H229V28L227 29V27L225 26ZM236 24V25H235ZM39 23H36V28H37V32H36V34L38 35V37H39V39L40 38H42V36L44 35L43 33H47L50 29L48 28V27H45V26H40L39 27ZM156 25V29L155 28H153V26H155ZM161 25V26H160ZM175 25V26H174ZM223 25V26H222ZM229 25V26H228ZM232 25V26H231ZM242 25V26H241ZM244 25V26H243ZM183 26H184V28H183ZM190 26H193V29H190V30H192L191 32L192 33H194V35H195V37H194V35L192 34V33H190L189 32V29H188V27H190ZM216 26V27H215ZM224 26L226 27V28H224ZM70 27V26H69ZM68 26H67V28H69ZM157 27H158V29H157ZM160 27V28H159ZM170 29H169V28ZM204 27H205V29H204ZM223 27V28H222ZM232 27H234V28H232ZM237 27V28H236ZM248 27V28H247ZM40 28V29H39ZM66 28V29H67ZM167 28V30H166V32L165 31H163V32H161L162 30H165ZM177 28V29H176ZM179 28V29H178ZM186 28V29H185ZM190 28H192V27H190ZM211 28L213 29V30H211ZM221 28H222V32L223 33H221ZM232 28V29H231ZM162 29V30H161ZM197 29V30H196ZM217 29V30H216ZM224 29V30H223ZM227 29V30H226ZM243 29H246V30H243ZM251 29H253V30H251ZM154 30V31H153ZM157 30V31H156ZM171 30V31H170ZM200 30V31H199ZM206 30V31H205ZM251 30V31H250ZM257 30V29H256ZM20 31V32H19ZM76 31V32H75ZM87 31V32H86ZM156 31V32H155ZM168 31V32H167ZM173 31V32H172ZM211 31H212V33H211ZM42 32V33H41ZM79 32V33H78ZM81 32V33H80ZM158 32V33H157ZM166 33L165 35H162L163 33ZM192 35H190L189 33ZM205 32V33H204ZM17 33H19V34H17ZM71 33V34H70ZM83 33H85V34H83ZM124 33V34H123ZM157 33V34H156ZM161 33V34H160ZM174 33V34H173ZM175 33H178V34H175ZM186 33L187 34H189L190 35V38H188V35H186ZM80 34H82V35H80ZM91 34V33H90ZM89 34V35H90ZM168 34V35H167ZM201 34H203L202 36H201ZM208 34H210V35H208ZM255 34V33H254ZM145 35V36H144ZM159 37H158V36ZM160 35H161V37H160ZM173 35H176V36H173ZM185 35H186V37H185ZM198 35V36H197ZM205 35H207V36H205ZM72 36H75V38L73 39L72 38ZM149 36V37H148ZM11 39H10V38ZM29 37H32V36H29ZM82 37V38H81ZM145 37H147V39L145 38ZM153 37V38H152ZM184 37V38H183ZM213 37H215V40H214V38ZM100 38H102V37H100ZM99 38V39H100ZM143 40H142V39ZM145 38V39H144ZM151 38V39H150ZM166 38V39H165ZM170 38H174L173 40H175L172 44H170L169 42V39ZM213 38V39H212ZM29 39V38H28ZM31 39V38H30ZM138 39H140V40H138ZM156 39H158V41L160 42H156ZM160 39V40H159ZM162 39V40H161ZM179 39V40H178ZM185 39H187V40H185ZM191 39V40H190ZM4 40V41H3ZM9 40V41H8ZM82 40V41H81ZM155 40V41H154ZM213 40H214V43H213ZM11 41V42H10ZM162 41V42H161ZM171 41H172V39H171ZM177 41V42H176ZM185 41V42H184ZM208 41V43H206V42ZM211 41V42H210ZM217 41V42H216ZM17 44H16V43ZM121 42V43H120ZM137 42H138V44H137ZM222 42V43H221ZM69 43V44H70ZM118 43V42H117ZM154 43H155V45H154ZM169 43V44H168ZM197 43H201V46H199V48L200 49H202L203 50V52H206V54H208V55H211L212 53H219L220 54V57L222 58V61H223V56H224V60H225V67H227V65H230V62L229 63H227L226 61H227V59L229 60V61H231L232 63H234L233 65H235L236 63L240 66L238 69H236L234 72H232V74H233V77L231 78V83H229L228 85V88H227V90H228V92L226 91V93L228 94L229 92V94L228 95H230V99H232L231 101H230V99L229 100H227V102L228 103H232V105L235 107V111H237V112H233V111H231V112H228L226 115H225V112L222 110L221 111V109H222V106L224 105V103H226L225 102V100H223L222 98H225V96H223L222 97V95L224 94V93H222L223 91H224V88H225V84H221V78L218 80V82L214 85V86H216L215 88H212V87H210V86H207V87H204V88H202L203 90L199 93V97L197 96L196 98H195V101H191V103L192 104H201V102L204 104L203 105V108L201 109V105H197V106H199V108H198V110H199V112L197 111V113H196V115L194 114L193 116H192V114L190 115L189 113H188V110L190 109L189 108V106L191 105V103L189 104V106L188 105H181L183 108H184V112H183V109L182 108H180L178 111H176L177 113V115L175 114V111L173 110V109H171L170 111H169V109L168 108H166L165 106H163V105H165V101H166V99H165V97L161 94H157V93H155V98H154V95L152 96L153 98H149L147 95H149L150 94V90L152 89V84H151V80H152V78L150 77L151 75H159V76H161V78L164 80V81H169V83H171V82H173V87H178L183 81H185V80H187L186 78L187 77H189V76H192V73L194 72V70H192V68H193V66L196 68V69H198V68H204L205 69V64L204 65H202V64H200L199 63V61L198 60H191L190 59V51L191 52H196L197 50H194V47H195V44H197ZM206 43V44H205ZM213 45H211V44ZM13 44V45H12ZM83 44V45H82ZM153 44L154 46L152 47L151 45ZM166 44H167V46L169 47L170 46V48H171V46H173L171 49L170 48H168L167 46H166ZM194 44V45H193ZM216 44V45H215ZM219 44H220V46L221 47H219ZM223 44H224V46H223ZM12 45V46H11ZM18 45V46H17ZM147 45V46H146ZM160 45V46H159ZM162 45V46H161ZM189 45V46H188ZM206 45H208V46H206ZM218 45V46H217ZM226 45V46H225ZM245 45V47L247 46L248 47V45H246V44H244ZM17 46V47H16ZM140 46V47H139ZM150 46V47H149ZM177 46V47H176ZM181 46V47H180ZM194 46V47H193ZM216 46V47H215ZM14 47L16 48V49H14ZM19 47H20V49H19ZM159 47V48H158ZM180 47V48H179ZM202 47V48H201ZM207 47V48H206ZM209 47V48H208ZM213 47V48H212ZM8 48H10V50L8 49ZM12 48H13V50H12ZM124 48V49H123ZM141 48V49H140ZM155 50H154V49ZM182 48L184 49L185 48V50H182ZM197 48V47H196ZM198 48V49H199ZM121 50V51H119V50ZM153 50L154 51V53L151 51V50ZM158 49V50H157ZM164 49V50H163ZM166 49H168L167 51H165ZM200 49H199V51H200ZM216 49V50H215ZM225 50V52H224V50ZM4 50H5V52H4ZM116 50V51H115ZM118 50V51H117ZM134 50V51H133ZM160 50V51H159ZM171 50H174V52L175 53H170V54H168V55H172V54H174L175 56H171L172 58H173V60H172V58L170 59V60H164L163 61V59L164 58H166L167 56V54H165V53H167L168 51H171ZM178 50V51H177ZM181 50H182V52H181ZM186 50H188V51H186ZM202 50H201V52H202ZM215 50V51H214ZM7 51V52H6ZM9 51H10V53H9ZM74 51V52H75ZM88 51H90V52H88ZM129 51H132V52H129ZM137 51V52H136ZM150 51V52H149ZM157 51V52H156ZM177 51V52H176ZM208 51V52H207ZM17 52V53H16ZM126 52H129V53H126ZM135 52V53H134ZM139 52V53H138ZM162 52V53H161ZM165 52V53H164ZM179 52H181V53H184V54H179ZM210 52V53H209ZM239 52H241V53H239ZM263 52V53H262ZM2 53V54H1ZM91 53V54H90ZM116 53V54H115ZM118 53H121V54H119L118 55ZM126 53V54H125ZM157 53L159 54V55H157ZM165 55H164V54ZM254 53H255V51H254ZM123 54L124 55H126L127 56V54H130V55H128L127 57L126 56H123ZM132 54H134V56L132 55ZM140 55V56H138V55ZM181 55V56H179V55ZM189 54V55H188ZM225 54V55H224ZM226 54H227V56H226ZM229 54H230V56H229ZM5 55H7L6 57H5ZM23 55H24V57H23ZM84 55V56H83ZM132 55V56H131ZM151 55H157L156 56V59H158L159 57H160V55H161V57L159 58V59H161L162 61H161V65H157V67H153V69H152V66H150V67H147V65L149 66V59L151 58L150 56ZM188 55V56H187ZM238 55V56H237ZM9 56H10V58H9ZM124 58H123V57ZM130 56L132 57V58H130ZM148 56V57H147ZM178 56V57H177ZM184 56V57H183ZM219 56V55H218ZM228 56L230 57V58H228ZM235 56V57H234ZM5 59H4V58ZM20 57V58H19ZM61 56L59 55L58 56V59L56 58V57H53L52 58V62H51V64H53L52 65V67L53 66H56V65H58L57 63L61 60V58H60ZM7 58V59H6ZM9 58V59H8ZM12 58H13V60H12ZM60 58V59H59ZM98 58V59H97ZM130 58V59H129ZM163 58V59H162ZM176 58H177V60H176ZM247 58V59H248ZM12 61H11V60ZM15 59H16V62H15ZM23 59V60H22ZM30 59V60H29ZM64 59H66V58H64ZM118 61H117V60ZM126 59V60H125ZM132 59V60H131ZM134 59V60H133ZM142 59V60H141ZM175 59V60H174ZM237 59V60H236ZM240 59H242V60H240ZM262 59V60H261ZM87 60V61H86ZM131 60V62H129ZM141 61V63H140V61ZM184 60V61H183ZM189 60H191V61H189ZM234 60V61H233ZM13 61L15 62V65H14V63H13ZM24 63V65H23V63ZM116 61V62H115ZM126 61V62H125ZM136 61V62H135ZM173 62V64H172V62ZM255 61V62H254ZM259 61V62H258ZM8 62V63H7ZM12 62V63H11ZM19 62H21L22 64H20V66H19ZM32 64H31V63ZM101 62V63H100ZM102 62H104V63H102ZM109 62H110V64H111V66H110V64H109ZM139 62V63H138ZM169 62L170 64H172V65H170V64H167V63ZM177 62V63H176ZM186 62H187V64H186ZM252 62V63H251ZM84 63V64H83ZM102 64V65H100V64ZM122 63V64H121ZM125 63H126V65H125ZM143 63V64H142ZM145 63V64H144ZM148 63V64H147ZM165 63V64H164ZM185 63V64H184ZM195 63V64H194ZM227 63V64H226ZM254 63V64H253ZM2 64L0 63V71H1V73H0V75H2L3 73H2V70H1V68H2ZM98 64H99V72L97 71V68H98ZM103 64H104V66H103ZM115 65V67L116 68H118V70H119V75L118 74H112V78L110 79H107V80H105V81H107V82H109L110 84H114V83H117V82H121V81H126V80H130L131 78H134V80L133 81H131V82H129L127 85H126V87H125V95L128 97V99L130 100V97H131V100L130 101H132L133 99H135V100H140V97L141 98H144V99H147L148 101H142L143 103H149V102H155L156 104H158V108L159 107H161V108H159L160 110H154V112L153 113H157L156 115L157 116H159V118H162L163 116H164V118H162V122H161V125L160 126H157V125H153V124H150V123H148V125L151 127L152 125V127L151 128H149L150 129V131H152V132H149V129H147L145 132L147 133H145L144 131H143V134H144V136H143V138H142V135H141V133L142 132H139L140 130H142V129H144V124H143V122L145 121V120H142V119H136V120H138V121H141V122H136V120L134 119H130V121L128 120V122L126 123L125 121H121V117L122 118H124L125 119V115L128 117V115L129 114H135V115H139L140 117L139 118H141V117H143V112L142 111H140L141 109V107L139 108V107H137V108H135V109H133L130 113L126 110V112H125V110H123V106H118L120 109H122L121 111H120V109H118V107L117 106H115L114 105V101H113V99H115L114 98V96H115V94L113 93L114 92V90H113V87L112 86H110V84L109 83H107V82H105V83H107V84H102V85H104V86H102V88L100 87V85H98V86H96V79L99 77H102V75L100 74V72H105V71H103V69L105 68V70H107V69H112L113 68V66ZM119 64V65H118ZM167 64V65H166ZM217 64L218 63H213V65H212V67H218L217 66ZM18 65V66H17ZM26 65H27V70L28 69H30V70H28V72H27V70L25 69L26 68ZM34 65H37V66H34ZM126 67V69H124L125 67ZM129 65H131L130 67H129ZM133 65V66H132ZM193 65V66H192ZM253 65V66H252ZM15 66V67H14ZM23 66H25V67H23ZM120 66H122V67H120ZM166 66H167V68H166ZM173 68H172V67ZM252 66V68H250ZM29 67V68H28ZM33 67H35V68H33ZM36 67L38 68V71H39V74H37V75H35V74H33V73H35V72H33V71H35V70H33V69H36ZM108 67V68H107ZM137 67V68H136ZM147 68V69H145V68ZM183 67H184V70H183ZM189 67V68H188ZM211 67V68H212ZM242 67H244V68H242ZM249 67V68H248ZM253 67H254V69H253ZM14 68V69H13ZM17 68V69H16ZM41 68H43V69H41ZM68 68V69H67ZM70 68V69H69ZM72 68V69H71ZM127 68H128V71H125V70H127ZM136 68V70H133V69H135ZM144 68V69H143ZM156 68V69H155ZM159 68H161V69H159ZM172 68V69H171ZM181 68V69H180ZM191 68V69H190ZM242 68V69H241ZM11 69V70H10ZM122 69H123V71H122ZM155 69V70H154ZM172 71H171V70ZM182 70V73H180V75L178 74L177 76H176V73H175V71L174 70ZM186 69H187V71H186ZM194 69V68H193ZM203 69V70H204ZM239 69H241V71H239ZM249 69V70H248ZM72 70V71H71ZM95 70V71H94ZM101 70V71H100ZM159 70V71H158ZM166 70H168V71H166ZM221 70V72H222V74L220 75L221 77H222V75L223 74H225V70H223V69H220ZM231 70H233V69H231ZM256 70V71H255ZM12 71V72H13ZM29 71H30V73H29ZM45 71V72H44ZM70 73H69V72ZM81 71V72H80ZM84 71V72H83ZM92 71V72H91ZM97 71V72H96ZM132 71V72H131ZM138 71L140 72L139 74H138ZM145 71V72H144ZM153 71V72H152ZM239 71V72H238ZM244 71H247L246 72V75H247V77L245 78V72ZM250 71V72H249ZM255 71V72H254ZM33 72V73H32ZM88 72V73H87ZM121 72H123V74L121 73ZM129 72V74L127 75V73ZM150 72L152 73V74H150ZM171 72V73H170ZM184 72H185V74H184ZM188 72V73H187ZM224 72V73H223ZM28 73H29V75H28ZM85 73V74H84ZM86 73H87V75H86ZM92 73H94V75L92 74ZM96 73V74H95ZM148 73H149V75H148ZM156 73V74H155ZM165 73H167V74H165ZM174 73H175V75H174ZM238 73V74H237ZM254 73V74H253ZM80 75L79 77L81 78L82 77V80L81 79H79L77 76L78 75ZM93 76H91V75ZM162 74H164V75H162ZM171 74V75H170ZM251 74V75H250ZM48 75V76H47ZM62 75V76H61ZM90 75V76H89ZM97 75V76H96ZM174 75V76H173ZM242 75H243V78H242ZM249 75L251 76V77H249ZM255 77H254V76ZM41 76H42V78H41ZM57 76V77H56ZM129 76V77H128ZM135 76H136V78H135ZM162 76H165V77H162ZM167 76V77H166ZM169 76V77H168ZM179 76H180V78H179ZM52 77V78H51ZM55 77V78H54ZM87 77V78H86ZM127 77H128V79H127ZM148 77V78H147ZM182 77V78H181ZM185 77V78H184ZM39 78V79H38ZM119 78V79H118ZM150 78V79H149ZM171 78H173V79H171ZM177 78V79H176ZM185 79V80H182V79ZM242 78V79H241ZM245 78V79H244ZM55 79V80H54ZM116 79V80H115ZM136 79V80H135ZM188 79H192V77H190V78H188ZM240 79V80H239ZM3 80V79H2ZM48 80H49V82H48ZM52 81V84L53 85H51V81ZM173 80V81H172ZM244 80H245V83H244ZM92 81V82H91ZM145 81H146V83H145ZM179 81V82H178ZM240 81V82H239ZM258 81V82H257ZM72 83V84H69V86H67V84L68 83ZM86 83V84H83V83ZM257 82V83H256ZM34 83V84H33ZM136 83V84H135ZM177 83H179V84H177ZM240 83V84H239ZM243 83V84H242ZM251 83V84H250ZM256 85H254V84ZM42 84H44L43 86H45V84H46V87L47 88H45V87H42ZM62 84V85H61ZM87 84H89V85H87ZM143 85V87H142V85ZM150 84V85H149ZM172 84V83H171ZM235 84H237L236 86H235ZM246 84V86H244ZM261 84H262V86H261ZM50 85H51V87H50ZM83 85V86H82ZM92 85V86H91ZM105 85H107V86H105ZM109 85V86H108ZM132 85V86H131ZM219 85H223L221 88L219 87ZM239 85H240V87H239ZM241 85H242V87H241ZM248 85H250L249 86V88L250 87H252L253 85L255 86L254 88H251V91H253V90H255V94H253V92H252V99H251V97L250 98H247L246 100H245V98H242L243 97V94H245L244 92H245V90H246V88L245 87H247ZM252 85V86H251ZM259 85V86H258ZM4 86H6V84H4ZM57 86V87H56ZM60 86H61V88H60ZM63 86V87H62ZM87 86H89L90 87V89L88 88V94H89V96L86 98V99H83V100H80V101H78V104L79 103H82V104H85V106H86V109L88 110V114L86 113V114H83V116H82V114H81V112H79L78 110H77V106H74V105H72L71 107L69 106L70 104H69V102L67 103V102H65L66 100H67V98L69 97V95L71 96L76 90H78V89H80V88H82V87H87ZM128 86V87H127ZM138 86H140L139 88H138ZM213 86V87H214ZM259 87L258 88V90H256L257 88L256 87ZM95 87V90L93 91L91 88H94ZM108 87V88H107ZM148 87H149V89H148ZM236 87V89L237 90H235L234 88ZM60 88V90H58ZM70 88V89H69ZM100 88H101V90H100ZM136 88V89H135ZM207 88V89H206ZM210 88H212L211 90H208V89H210ZM243 88H245V90H243ZM256 88V89H255ZM52 89H54V90H52ZM61 89H63L62 91H65V92H67V93H65V92H62L61 93ZM106 89H107V91L110 89V91L109 92H106ZM242 92H240L239 90ZM43 90V91H42ZM98 92H100V93H97V91ZM213 90V91H212ZM243 90V91H242ZM40 91V92H39ZM51 91V92H50ZM57 93H56V92ZM152 91V90H151ZM259 91V92H258ZM263 92V93H261V92ZM54 92L56 93L55 95H54ZM132 92V93H131ZM147 92V93H146ZM213 92V93H212ZM65 93V94H64ZM105 93V94H104ZM132 95H131V94ZM144 93V94H143ZM149 93V94H148ZM211 93V94H210ZM219 93H221V94H219ZM51 94V95H50ZM52 94H53V96H52ZM114 94V95H113ZM234 94V95H233ZM241 94V97L239 96ZM59 95V96H58ZM64 95V96H63ZM102 95V96H101ZM220 95H221V97H220ZM226 95V94H225ZM256 95V96H255ZM49 96V97H48ZM54 97V99L52 98V97ZM55 96H57V99H55L56 97ZM60 96H61V98H60ZM63 96V97H62ZM112 96V97H111ZM161 96V97H160ZM202 96V97H201ZM204 96H206V98L204 97ZM212 96V97H211ZM213 96H215V97H213ZM217 96H218V98H217ZM235 96V97H234ZM238 96V97H237ZM104 97H106V98H104ZM158 97V98H157ZM201 97V98H200ZM208 97H209V99H211V100H209L208 99ZM211 97V98H210ZM240 97V98H239ZM262 97V98H261ZM100 98V99H99ZM111 98V99H110ZM138 98V99H137ZM149 98V99H148ZM213 98V99H212ZM221 98V99H220ZM242 98V99H241ZM261 98V100H259ZM43 99V100H42ZM46 99V100H45ZM51 99V101H49V100ZM65 101H64V100ZM98 100V102L99 101H101V99H102V101L101 102H104V104L103 103H98L97 102V100ZM107 99V100H106ZM200 99V100H199ZM203 99V100H202ZM205 99H208V100H205ZM237 99L239 100V104L238 103H236L237 102ZM244 99V100H243ZM55 100H57V102H58V104H57V102H55ZM60 100V101H59ZM90 100V101H89ZM105 100V101H104ZM142 100V99H141ZM155 100V101H154ZM243 100V101H242ZM257 100H259L258 102H257ZM41 101H45V103H46V105H44V102H41ZM55 103H54V102ZM109 101V102H108ZM160 101H162V102H160ZM201 101V102H200ZM206 101H207V103H206ZM209 101H210V103H209ZM235 101V102H234ZM247 101V102H246ZM251 101V104H249V102ZM48 102V103H47ZM60 102V103H59ZM97 104V109H96V104ZM106 102V103H105ZM196 102V103H195ZM199 102V103H198ZM216 102V103H215ZM234 102V103H233ZM256 102V103H255ZM20 102H18V103H16L15 105H16V107H17V110H16V112H19L20 111V107H19V104ZM89 105H88V104ZM93 103L95 104L94 106H93ZM163 103V104H162ZM240 103H242V104H240ZM259 103V104H258ZM50 104V105H49ZM52 104V105H51ZM54 104V105H53ZM69 104V105H68ZM102 104V105H101ZM206 104V105H205ZM254 104H256V105H254ZM49 105V106H48ZM67 105L69 106V108L67 107ZM100 105H101V107H100ZM111 105L112 106H114V107H112L111 108ZM213 106L214 107V109L213 110H209L207 107H209V106ZM215 105V106H214ZM259 107H258V106ZM58 106V107H57ZM93 106V107H92ZM102 106H104V107H102ZM186 106V107H185ZM193 106V105H192ZM191 106V107H192ZM227 106H228V104H227ZM263 106V107H262ZM243 107V108H242ZM255 107V108H254ZM64 108V109H63ZM66 108V109H65ZM90 108H91V110H90ZM95 108V109H94ZM105 108V109H104ZM115 108V109H114ZM125 108V107H124ZM163 108V109H162ZM217 108H220V109H218L217 110ZM252 108H254V109H256L255 111H257L256 113L254 112V113H252ZM19 109V110H18ZM72 109V110H71ZM100 110V112H99V110ZM116 109H118L117 110V113H116ZM261 109V110H260ZM59 110H62V112H60ZM93 110H95V112L93 111ZM97 110V111H96ZM112 110H114V111H112ZM203 110V111H202ZM208 110V111H207ZM247 110H251V112H249V111H247ZM259 110H260V112H259ZM105 111H108V113H110V111L111 112H113V113H111L110 115L107 113V112H105ZM159 111V112H158ZM168 112L169 111V113L166 115V112ZM200 111H202V113L200 112ZM215 111V112H214ZM246 111V112H245ZM53 112V113H52ZM104 112V113H103ZM140 112H142V113H140ZM190 112V111H189ZM240 112V113H239ZM247 112H249V113H247ZM60 113H62V117H61V114ZM68 115V117H67V115ZM94 113V114H93ZM105 113H107V115L105 116ZM125 113V114H124ZM140 113V114H139ZM161 113V114H160ZM201 113V114H200ZM246 113V114H245ZM56 114H57V116H56ZM59 114V115H58ZM78 114H81L80 116L78 115ZM103 114V115H102ZM114 114V115H113ZM231 114V115H230ZM234 114V115H233ZM248 114V115H247ZM53 115V116H52ZM63 115H64V117H63ZM72 115V116H71ZM75 115H76V117H75ZM87 115V116H86ZM90 115H93V118H92V116L90 117ZM100 115V116H99ZM210 117V115L211 116H218L219 115V119L221 120L222 119V116H223V119H224V123H222V126H223V130H225L226 131V133H227V131H228V135H229V141L227 142V145H232L231 146V149H227V150H225L224 152H225V158H224V160H221L220 162H217L215 165H213L212 164V166L214 167V168H212V169H210L211 167H207V163H205L204 161H208L207 159H209V158H213V156H210L212 153L213 154H215L217 151L216 150H211V151H205V150H201V151H199V146H198V144H196V136H194V135H196L195 133H194V135H191V134H193V132H194V128L193 127H191V126H193V123L195 124L194 126H196V125H198V123H200V122H198L199 120L201 121V118H202V122H203V119L206 117ZM233 115V116H232ZM250 115V116H249ZM260 115V116H259ZM105 116V118H103ZM119 117L120 118V120L119 121H121V122H119V123H117V124H115V122L114 121H117V119L115 120V118L114 117ZM179 116H180V118H185L186 120H185V123H184V118L182 119V120H180V122H178V125L179 126H177V125H175L176 123H177V121H178V119H179ZM189 116H190V119H191V117H193V119H189ZM205 116V117H204ZM224 116H225V118H224ZM52 117H54V120H53V118ZM72 117V118H71ZM84 117H85V119H84ZM165 117H168V119H169V124H167L168 122H166V120L168 121V119H166L165 120ZM171 117V118H170ZM196 117V118H195ZM234 117V118H233ZM238 117V118H237ZM244 117H245V119H244ZM249 117V118H248ZM259 117V118H258ZM56 118V119H55ZM75 118H77V120H74ZM84 120H86V121H84ZM104 119V121H103V119ZM110 118V119H109ZM113 118H114V120H113ZM176 118V119H175ZM178 118V119H177ZM231 118H232V120H231ZM80 119V120H79ZM92 119V120H91ZM105 119H106V121H105ZM164 119V120H163ZM174 119V120H173ZM46 120V121H45ZM57 122H56V121ZM60 120H62V121H60ZM63 120H65V121H63ZM73 120V121H72ZM173 120V123H171V121ZM176 120V121H175ZM187 120H190V121H188L187 122ZM231 120V121H230ZM236 120V122H234ZM241 120H243L242 122H241ZM245 120L247 121L246 123H245ZM45 121V122H44ZM47 121H50V123L49 122H47ZM60 121V122H59ZM68 123H67V122ZM75 121V122H74ZM78 123H77V122ZM82 121V122H81ZM84 121V122H83ZM223 121V120H222ZM239 121H240V123H239ZM51 122L53 123V125L55 124V126H56V124H57V129H61V133H64V134H61L60 135V137H58L59 136V134H56V132H55V126L54 127H50V126H53L52 124H51ZM64 122H66V123H63ZM70 122H72V124L70 123ZM73 122H74V124H73ZM87 122V123H86ZM91 122H92V124H91ZM99 122H101V123H104V124H101L100 123V125H98L99 124ZM108 122V123H107ZM176 122V123H175ZM183 122V123H182ZM191 122V123H190ZM75 123H77V127L75 126ZM96 125H95V124ZM98 123V124H97ZM106 123V124H105ZM131 123V124H130ZM141 123V124H140ZM163 123V124H162ZM228 123V124H227ZM242 123V124H241ZM262 123V124H261ZM46 124H48V127H47V125ZM60 124V125H59ZM66 124H68L67 125V127H66ZM113 124L117 127V128H115V126H113ZM120 124V125H119ZM165 124V125H164ZM201 124V123H200ZM219 124H221V123H219ZM225 124V125H224ZM63 125V126H62ZM65 125V126H64ZM80 125L83 127V128H85L84 129V131L86 132V133H88L87 134V136H86V133L84 134V132H83V128H81L80 127ZM92 125V126H91ZM95 125V126H94ZM105 125V126H104ZM108 125V126H107ZM126 125V126H125ZM132 125H134V126H132ZM168 125H170L169 127H168ZM172 125V126H171ZM241 125H242V127H241ZM263 125V126H262ZM45 126H46V128H45ZM73 126V127H72ZM87 128H86V127ZM109 126H112V127H114L115 128V131L116 132H118V133H120L121 131H122V134H125V136L124 137H126L127 136V133L128 132H133L134 130L135 131H137V132H139L140 133V135L138 134V138L136 137V138H134L133 140H130L129 139V137L127 136L126 138H124V137H122V136H114V134L113 133H111V132H109L108 130H107V127H109ZM120 126H122L121 128H120ZM136 126V127H135ZM140 126V128L138 129V127ZM148 126V127H149ZM175 126H177L178 127V129L179 130H182L183 129V131H181V134H179L180 133V131H178L177 129L175 130L174 129V127ZM181 126V127H180ZM185 126V127H184ZM190 126V127H189ZM44 127V128H43ZM66 127V128H65ZM78 127H80V128H78ZM93 127V128H92ZM95 127V128H94ZM98 127V128H97ZM103 127H104V129H103ZM130 127V128H129ZM133 127H135V128H133ZM142 127V128H141ZM158 127V128H157ZM160 127V128H159ZM180 127V128H179ZM188 127L191 129L190 131H189V129H188ZM225 127V128H224ZM54 128V129H53ZM113 128V129H114ZM126 128V131L124 130ZM173 128V129H172ZM42 129H44V130H46V131H44V130H42ZM50 129V130H49ZM53 129V130H52ZM76 129V134H77V132L79 133V134H77V135H75L74 137H73V139H72V141H70V140H68V139H66V137L65 136H63V135H65V134H70L73 130H75ZM78 129H80L79 131H78ZM86 129L88 130V132L86 131ZM106 129V130H105ZM119 129V130H118ZM167 129V130H166ZM187 129V130H186ZM193 129V130H192ZM239 129H241V130H239ZM259 129V130H260ZM0 133H2L3 132V128H2V126H1V123H0ZM48 130V131H47ZM67 130V131H66ZM69 130V131H68ZM90 130H92V131H90ZM133 130V131H132ZM170 130H172V131H170ZM177 131V132H175V134H174V136L176 135H178L177 137V139L180 141V142H182L183 144H184V150L186 151H182V152H184L185 153V155L187 156V161L189 162L192 158L191 157H193V155L196 157H194L191 161H190V163H188L187 161H186V163L184 162V166H183V170H182V167L180 166V168H179V166L177 167L176 165L179 163L178 162V159H177V157H176V160L174 159V161H172L171 163H166V162H164L165 160H163V158L161 157V156H159L157 159L156 158H153V159H155V161H153L157 166V170H155V173L154 172H152L153 173V179L151 180V184H149V187H147L146 189H143V191H146L147 193H148V190H149V193L151 194V195H145V196H143V197H147V198H141V197H139V199L137 198V194H139V191H137V192H135L133 189H131L132 187H131V185H133L132 183H133V181H137V180H140V181H138L139 183L141 182V183H146V182H144L145 180H147V179H151L152 178V176L150 175V176H148L147 177V174H146V172H144V170L142 171V168H141V166H140V168H139V165H142V164H145V162L147 161V157H145V155L144 154H142V152L141 151H143V149H145L144 148V146H147L148 145V150H149V152H153L154 151V149L157 147V146H159V145H165V143H163V141H165V139H166V141H167V143H169V141H171V138H173V137H170L171 136V132H173V131ZM245 130H248V131H250V132H246ZM50 131H52V132H50ZM82 132V134H83V136H81L82 134H81V132ZM106 131V132H105ZM134 131V132H135ZM166 131H167V134H166ZM43 132H45V133H43ZM48 132V133H47ZM67 132V133H66ZM92 132V133H91ZM161 132H163L162 134H161ZM165 132V133H164ZM189 132V133H188ZM245 132V133H244ZM73 133V132H72ZM154 133V134H153ZM168 133H169V135H168ZM185 133H186V135H185ZM241 133V134H240ZM243 133H244V135H243ZM42 134H43V136H42ZM75 134V133H74ZM91 134V135H90ZM111 134H113L112 136H114V137H112L111 136ZM149 134V135H148ZM156 134H158V136H156ZM160 134V135H159ZM173 134V133H172ZM188 134V135H187ZM190 134V135H189ZM231 134H233V135H231ZM248 134V135H247ZM46 135V136H45ZM56 135H58V136H56ZM147 135H148V138H147ZM168 135V136H167ZM180 135V136H179ZM236 135V136H235ZM239 135V136H238ZM243 137H242V136ZM246 135V136H245ZM258 135H256V136H258ZM78 136V137H77ZM89 136V137H88ZM111 136V138H109ZM153 136H156V137H158V138H154ZM163 136V137H162ZM192 136H194V137H192ZM234 136V137H233ZM42 137H44V138H42ZM46 137H48L47 139L48 140H46ZM55 137V138H54ZM56 137H58V141H57V139H56ZM64 137V138H63ZM86 137V138H85ZM181 137V138H180ZM184 137L186 138V139H184ZM191 137V138H190ZM232 137V138H231ZM240 137V138H239ZM54 138V139H53ZM61 138V139H60ZM76 138V141L74 142L73 140ZM82 138V139H81ZM87 141L89 138L92 140V142H93V144H92V142H91V140L89 139V141L88 142H86L84 139ZM113 138V139H112ZM118 138V139H117ZM120 138V139H119ZM140 138H142L141 140H140ZM146 138V139H145ZM152 138H154V139H152ZM165 138V139H164ZM189 138V139H188ZM237 138L239 139V140H237ZM63 139V140H62ZM65 139L67 140V141H65ZM109 139H111L110 141H109ZM116 139H117V141H116ZM145 139V140H144ZM151 139H152V143H151V145H149V140H150V142H151ZM164 139V140H163ZM184 139V140H183ZM241 139V140H240ZM60 140V141H59ZM101 142H100V141ZM104 140H106V141H104ZM109 142H111V145H108V144H110V143H107L108 141ZM115 140V141H114ZM123 142H122V141ZM127 140V141H126ZM140 140V141H139ZM143 140V141H142ZM154 140H158L156 143L154 142ZM186 140H190L189 141V143H188V141L186 142ZM56 141H57V143H56ZM86 142V143H84V142ZM118 141H119V145H118ZM125 141L126 142H130V146L131 147H133V145H135V144H133L135 141H137L136 142V145L133 147V148H138V149H136V150H134V153H131L130 154V159H131V157H132V159L130 160V159H128V161H118V164H117V162H116V159H117V155H116V152L117 151H119V150H117V149H121L122 148V144L123 143H125ZM184 141V142H183ZM195 141V142H194ZM231 141V142H230ZM139 142H140V144H139ZM188 143V144H186V143ZM252 142H254L253 140H248L247 141V145H249V144H251ZM59 143V144H58ZM75 143V144H74ZM79 143V144H78ZM105 143V144H104ZM113 143L115 144V145H113ZM122 143V144H121ZM160 143H162V144H160ZM255 143V142H254ZM62 144V145H61ZM68 144V145H67ZM81 144V145H80ZM90 144V145H89ZM101 144V145H100ZM107 144V145H106ZM158 144V145H157ZM194 144V145H193ZM49 147H48V146ZM50 145H52V148H51V146ZM56 145V146H55ZM119 147H118V146ZM142 145H144V146H142ZM154 145V146H153ZM185 145H187L188 146V148L187 147H185ZM100 146H102V147H100ZM104 146H107V148L106 147H104ZM140 146V147H139ZM60 147V148H59ZM85 147H88V148H90L89 150L91 151H89L88 150V148L86 149L87 151H89L90 153H91V155H92V159H89V161L87 160V162H85V153H84V151H85ZM151 147H152V149H151ZM154 147V148H153ZM194 147H195V149H196V151L197 152H195L194 153V151H195V149H194ZM75 148V149H74ZM76 148H79V149H76ZM132 148V149H133ZM225 148V147H224ZM72 149H74L75 151L76 150H78V153H79V150L80 149H82V155H81V153H79L78 155H77V151L75 152L74 150V152L72 151ZM192 149V150H191ZM194 149V150H193ZM64 150V151H63ZM84 150V151H83ZM151 150H153V151H151ZM258 150V149H257ZM81 151V150H80ZM116 151V152H115ZM139 151H140V153H141V155H140V153H139ZM192 151H193V153H192ZM214 151V152H213ZM72 152V153H71ZM93 152V153H92ZM206 152V153H205ZM208 152H210V153H208ZM73 154V156H75L74 154H76V156L75 157H73L71 154ZM110 153V154H109ZM118 153V152H117ZM156 151H154L153 152V154H155V157H156ZM189 153H191V155L189 154ZM204 153V154H203ZM69 154V155H68ZM97 154V155H96ZM105 154V155H104ZM193 154V155H192ZM201 154V155H200ZM212 154V155H213ZM236 154V156H234ZM68 155V156H67ZM94 155H95V157H94ZM111 155V156H110ZM190 155V156H189ZM255 155H256V157L257 158H255ZM115 156H116V159L115 160H113L114 158H115ZM204 158H203V157ZM210 156V157H209ZM253 156V157H252ZM77 157H78V159L80 158V157H82V158H80L81 159V161H79V160H77ZM97 157V158H96ZM99 157V158H98ZM104 157V158H103ZM113 157V158H112ZM134 157V158H133ZM141 157V158H140ZM205 157H206V160H205ZM209 157V158H208ZM233 157V158H232ZM235 157H237V158H235ZM76 158V159H75ZM106 158V159H105ZM111 160H110V159ZM188 158L190 159V160H188ZM198 158V159H197ZM228 158V159H227ZM236 159V161H235V159ZM240 158V159H239ZM254 158V159H253ZM75 159V161H73ZM94 159V160H93ZM100 159V160H99ZM140 159V160H139ZM160 159V160H159ZM230 159V160H229ZM234 161H233V160ZM253 159V160H252ZM72 160V161H71ZM113 160V161H112ZM137 160V161H136ZM157 160V161H156ZM162 160H163V163H162ZM194 160V161H193ZM204 160V161H203ZM238 160V161H237ZM245 160V161H244ZM246 160H247V162H246ZM250 160V161H249ZM107 163V162H109V163H105V162ZM110 161H111V163L113 164V165H111V163H110ZM131 161V162H130ZM145 161V162H144ZM233 161V162H232ZM49 162V163H48ZM68 162H72L71 164L70 163H68ZM93 162V163H92ZM102 162H104L103 164H102ZM136 162V163H135ZM139 162V163H138ZM141 162V163H140ZM144 162V163H143ZM160 162V163H159ZM194 162H196V163H194ZM222 162V163H221ZM226 162V163H225ZM238 162H240V163H238ZM245 162V163H244ZM253 162V163H252ZM82 163V164H81ZM85 163V164H84ZM88 163V164H87ZM92 163V164H91ZM126 163H129L128 165H130L129 167L127 166V164ZM130 163H132V164H130ZM153 163V164H154ZM177 163V164H176ZM191 163H193L194 164V166H193V164H191ZM203 163V164H202ZM261 163H263V164H261ZM61 164V165H60ZM104 164H106V165H104ZM108 164H110V166L108 165ZM163 164V165H162ZM165 164H168L167 166H169V167H166V165ZM176 164V165H175ZM186 164H187V166L189 167L190 165V167L191 168H188L187 166H186ZM189 164V165H188ZM234 164V165H233ZM236 164V165H235ZM255 164V165H254ZM260 164H261V166H260ZM68 166V168H67V166ZM80 165V166H79ZM102 165V166H101ZM104 165V166H103ZM132 165V166H131ZM134 165V166H133ZM175 165V166H174ZM223 165V166H222ZM263 165V166H262ZM84 166H86L87 167V169L84 167ZM90 166V167H89ZM105 166H106V168H107V170L105 169ZM171 166H173V167H171ZM201 166H203V167H201ZM216 166V167H215ZM228 166H230V167H228ZM240 166V167H239ZM64 167H66V168H64ZM78 167H83L84 168V170L85 171H83V173L80 171V170H78L79 168ZM133 167H135V168H133ZM175 167V168H174ZM179 168L178 170L180 171V172H177V168ZM185 167H187L188 168V170H186L187 168H185ZM196 167V168H195ZM217 167H219V168H217ZM235 167H236V169H235ZM257 169H256V168ZM262 167V169H260ZM55 168V169H54ZM72 168V170L70 171V169ZM112 168H114V169H112ZM132 168V169H131ZM159 168V169H158ZM164 168H166L165 170H164ZM173 168V169H172ZM204 168V169H203ZM217 168V169H216ZM67 171H66V170ZM100 169V170H99ZM109 169V170H108ZM132 170V172H131V170ZM134 169V170H133ZM139 169V171H137ZM141 169V170H140ZM169 169V170H168ZM195 169V170H194ZM201 169H202V171H204V173H207V176H206V178H204V182L202 181V180H200V182H196V180H195V175L197 174V172H199V171H201ZM216 169V170H215ZM219 169V171L217 172V170ZM224 169V170H223ZM227 169H228V173H227ZM235 169V170H234ZM251 169V170H250ZM254 169H256V170H254ZM259 169H260V171L263 173H261V172H258L259 171ZM47 170L48 169H46L45 171L47 172ZM60 170V169H59ZM76 170V171H75ZM78 170V171H77ZM213 170V171H212ZM223 170V171H222ZM248 170H249V172H248ZM110 171V172H109ZM112 171V172H111ZM142 171V172H141ZM162 171H164V172H162ZM167 171H168V173H167ZM170 171V172H169ZM185 171V172H184ZM234 171V172H233ZM236 171V172H235ZM46 172H42V171H39V174L40 175H42L41 176V178H42V180L43 181H48V178H47V174H46ZM81 173V174H77V173ZM96 172V173H95ZM103 172V173H102ZM109 172V173H108ZM137 172V173H136ZM139 172V173H138ZM144 172V174H140V173H143ZM245 172H246V174H247V172H248V176L245 174ZM258 172V173H257ZM64 173H65V175H64ZM131 173V174H130ZM133 173H134V177H132L133 176ZM152 173H150V174H152ZM163 173V174H162ZM164 173H166V175L164 176ZM170 173H171V175H170ZM193 173V174H192ZM196 173V174H195ZM211 173V174H210ZM215 173V174H214ZM219 173V174H218ZM221 173V174H220ZM233 173H236V175H234ZM254 173H255V175H254ZM46 174V175H45ZM61 174H63L62 175V178H61ZM69 174V175H68ZM74 174V175H73ZM154 174H156V175H154ZM169 174V177L167 176ZM183 174V175H182ZM186 174V175H185ZM260 174V175H259ZM262 174V175H261ZM44 175V176H43ZM66 175H67V177H66ZM98 175V176H97ZM142 175V176H141ZM158 175H159V177H158ZM176 175H182L179 179H180V184H181V186H178L179 185V183H172L171 185H170V183L171 182H169V180H171V179H173V178H175V177H178V176H176ZM216 175V177H214ZM226 175V176H225ZM231 175H232V177H231ZM259 175V176H258ZM64 176H65V178H66V180H65V178H64ZM72 176H74V178L76 179H74ZM157 176V177H156ZM165 178H164V177ZM174 176V177H173ZM192 176V177H191ZM209 176V177H208ZM237 176V177H236ZM247 176V177H246ZM70 177V178H69ZM113 178V180L112 179H110V178ZM131 177V178H130ZM141 177V178H140ZM188 177H190V178H188ZM210 177L212 178V179H210ZM227 177H229V178H227ZM64 178V179H63ZM105 178V179H104ZM118 178V177H117ZM116 178V179H117ZM184 178V179H183ZM187 178V179H186ZM208 178V179H207ZM254 178H256V179H254ZM261 178H263V179H261ZM104 179V180H103ZM131 179V180H130ZM133 179V180H132ZM156 179V180H155ZM165 179V180H164ZM215 179V180H214ZM75 180V181H74ZM130 180V181H129ZM142 180V181H141ZM158 180L160 181V183L158 184ZM168 182H167V181ZM183 180H186V181H184V183H182V181ZM188 180H189V182H188ZM206 180V181H205ZM211 180V181H210ZM111 181V182H110ZM155 181L157 182V183H155ZM192 181V183H190ZM78 182V183H77ZM109 182V183H108ZM186 182V183H185ZM195 182V183H194ZM208 183V193L210 194V192H212L213 193V195H212V193L209 195V194H207V197H208V199H205V201H204V199L203 198H205L206 196H202L203 198H200L199 199V197H198V195L196 194L195 195V197H194V195H193V193H192V190H193V188L192 187H194V186H201L203 183ZM120 183H122V182H120ZM193 183H194V186H193ZM197 183V184H196ZM222 183H224V184H222ZM229 183V184H228ZM80 184V185H79ZM83 184V185H82ZM86 184V185H85ZM157 184V185H156ZM160 184H161V186H160ZM185 184V185H184ZM190 184H192L191 186H190V188H191V190H190V188H189V185ZM199 184V185H198ZM71 185H73V186H71ZM154 185V187H152ZM182 185H184L183 187H184V189H182L183 187H182ZM252 186H254V185H252ZM70 188V190H69V192L67 191L69 188ZM75 187L78 189H76V192H73V191H75L74 189H75ZM109 187H110V189H109ZM129 187V188H128ZM180 187H182V188H180ZM186 187V188H185ZM221 187L223 188V189H221ZM108 188V189H107ZM119 188V189H118ZM153 188H154V190H153ZM159 188V189H158ZM165 188V189H164ZM188 188V189H187ZM214 188H219V190L217 191H215L214 190ZM225 188H227V189H225ZM251 188V185L249 186V189ZM67 189V190H66ZM71 189H72V192H71ZM107 189V190H106ZM129 189V190H128ZM158 189V192L156 191V190ZM162 191H161V190ZM176 191V193H175V191ZM187 189V190H186ZM106 192H105V191ZM152 190V191H151ZM181 190V192L179 193V191ZM188 190H190V191H188ZM224 190V191H223ZM226 190V191H225ZM228 190V191H227ZM251 190V189H250ZM254 190V189H253ZM67 191V192H66ZM114 191V192H113ZM122 191V192H121ZM130 193H129V192ZM142 191V192H143ZM167 191H165V192H167ZM169 191H168V193H169ZM187 191V192H186ZM64 192H65V195H64ZM72 193V194H67V193ZM116 192H117V194H116ZM124 192H126V194H128V195H126ZM128 192V193H127ZM154 192V193H153ZM157 192V193H156ZM174 192V193H173ZM178 192V193H177ZM193 192H194V190H193ZM216 192V193H215ZM221 192H224L223 193V195L224 196H222V194H221ZM225 192H227V193H225ZM264 192V191H263ZM137 193V194H136ZM153 193V194H152ZM181 193H182V196H183V198H182V196H181ZM186 193V194H185ZM218 193H220V194H218ZM46 194H48V193H46ZM46 194H38V196H41V197H38V196H34V198H36V202H35V204L33 205V206H31V204H32V202L30 203V204H23L24 202H25V200H26V198L27 197H30V196H26V195H21V198H19V201L18 202H15L14 203V209H15V211H14V209L13 210H11V209H7V210H5L2 214H0V232L2 233H0V243L3 245V246H1V244H0V250H3V251H0V263L1 264H6L7 262V264H16V263H14V258L13 257H15L16 255H17V250H19V252L21 253V251L23 252V253H25V252H27L28 254H24L25 256H19V258H22V261H24L23 262V264H30V259L32 260V263L31 264H48V259H50L51 260V257H48V258H44L43 257V252H44V243L45 242H47V240H49V239H51L53 236H55V235H57L58 233L57 232H59V231H57V230H59L60 228H59V226L61 225V221H63L64 219L66 220V218H65V216L63 215V216H61L60 217V219H59V221L58 222H52V223H54V224H51V222H50V220H52V219H50V217H51V215L47 212V207H45L43 204V202L42 201H44L43 199H45L46 198ZM74 194H76V195H74ZM105 194H106V196H105ZM133 194H135L134 195V197H133ZM189 195L191 198H193L192 200H189V199H191V198H187V197H189V196H186V195ZM192 194V195H191ZM214 194H215V197H214ZM218 194V195H217ZM69 195V196H68ZM103 195V196H102ZM113 197V198H109V197H111V196ZM124 197H123V196ZM177 195V196H176ZM180 195V196H179ZM70 196H74V197H71L70 198ZM122 197V199H121V197ZM126 196H128V197H126ZM214 198H213V197ZM211 197V198H210ZM264 195L260 198V199H253V197L252 196H248L247 198H248V200L249 199H253L252 201V203L251 202H249V203H247L246 202V206L244 205V207H243V209L241 210V212L239 211V212H237V215H239V214H242L241 216L243 217H241L242 218V220H240V219H237V220H240V221H242L241 223L238 221L237 222V220H236V214L234 213L233 215L234 216H232V214H231V212H229V209H227L226 211H228L227 212V215H230V216H227V217H225L224 219H226L225 221H223V223H224V225H223V227L222 228H224L225 229V231H223L224 229H222V230H220V231H217V232H215V234H212V235H210V236H208L209 238H207L206 240H208V242L210 243L211 242V245H213V244H217L218 243V239H219V235H220V233H221V231H222V233L223 234H225V235H227V236H235L234 234H236V236L239 238V239H241V240H243L244 241V238L246 239L245 241H248L249 240V242L248 243H250V241L252 240V241H258V238L260 239L259 240V243H260V245H258V247H257V245H255L256 246V248H255V246H244V245H239V246H236V247H238L239 248V250L242 252V254L244 255V256H246L245 257V259L246 260H248V262H247V264L249 263V264H256V263H258L260 260H261V258H262V262H263V260H264V253L262 254V252L264 251V245H261V243L262 242H264V235H262V233L264 234V227H262L263 225H264V218H261V217H263V216H261L262 214H263V212H264ZM41 198V199H40ZM75 198V199H74ZM118 198H120V199H118ZM134 198V199H133ZM221 198V199H220ZM246 198V199H247ZM21 199V200H20ZM74 199V200H73ZM78 199V200H77ZM113 199V200H112ZM124 199V200H123ZM136 199V200H135ZM148 199V200H147ZM156 199V198H155ZM185 199H187V200H185ZM211 199V200H210ZM218 199V201H216ZM228 199V200H227ZM40 200H41V202H40ZM73 200V201H72ZM110 201L111 203H112V201H114L113 203H112V205H113V209H114V211L116 212H112L111 214H110V212L111 211H113V209H111L110 207H111V203L110 202H108V204L107 205H105L106 203V201ZM117 200V201H116ZM133 200V201H132ZM143 200H144V202L146 203H144L143 202ZM151 200V201H150ZM154 200V201H153ZM211 201V203H210V201ZM212 200H213V202H212ZM221 200V201H220ZM67 201L69 202V203H67ZM77 201H79V202H77ZM140 201V202H139ZM147 201V202H146ZM187 203H186V202ZM190 201V202H189ZM191 201H192V203H191ZM198 201V202H197ZM200 201V202H199ZM209 201V202H208ZM223 201V202H222ZM225 201V202H224ZM23 202V203H22ZM71 202V203H70ZM78 204H77V203ZM156 202V203H155ZM217 202V203H216ZM221 202V203H220ZM228 202H227V204H228ZM260 202V203H259ZM263 202V203H262ZM17 203H18V209L19 210H21V213H22V215L23 216H19L20 218H19V220H18V222H16V223H14V221H13V219L15 218V217H17V215L15 214L16 212H20V211H17L18 209L16 208V206H17ZM118 203V204H117ZM137 203V204H136ZM143 203V204H142ZM152 203H155V205L154 204H152ZM181 203V204H180ZM189 203V204H188ZM191 203V204H190ZM201 203L203 206H200L199 204ZM210 203V204H209ZM224 203V204H223ZM251 203V204H250ZM74 204H77V205H74ZM120 204V205H119ZM193 204H194V206H193ZM198 204V205H197ZM220 204H223L222 206L220 205ZM254 204V205H253ZM261 204V205H260ZM16 205V206H15ZM24 205V206H23ZM29 205H30V207H29ZM37 205H38V207H37ZM105 205V206H104ZM114 205L116 206L117 205V207H119V206H122V209L123 210H119V209H117L116 207H114ZM128 205H130V207L128 206ZM140 205V206H139ZM154 205V206H153ZM160 205V206H159ZM179 205V206H178ZM184 205V206H183ZM197 205V206H196ZM205 205V206H204ZM42 206V207H41ZM106 206H107V208H106ZM108 206H109V208H110V210H109V208H108ZM141 207L142 208V210H144L145 208L147 209V207ZM154 208H153V207ZM177 206L178 207H180V209H179V211H178V208H177ZM183 206V207H182ZM187 206V207H186ZM190 206V207H189ZM192 206V207H191ZM214 206H215V208H214ZM250 208H249V207ZM253 206V207H252ZM32 207H33V209H32ZM46 208V209H44V208ZM49 207H51V206H49ZM103 207H105V208H103ZM129 207V208H128ZM133 207H134V210L132 211V209H133ZM193 207H195V208H193ZM200 207V208H199ZM201 207H203L202 209H201ZM213 207V208H212ZM246 207H248V209L246 210ZM252 207V208H251ZM257 207H262V211L260 212V213H262V214H260V213H257L258 212V209H257ZM23 208H24V210H23ZM37 208V209H36ZM43 208V209H42ZM69 208V209H68ZM76 208V209H77ZM100 208V209H99ZM144 208V209H143ZM191 208V209H190ZM218 208V209H217ZM255 208V209H254ZM32 209V210H31ZM35 209H36V211H35ZM96 209V208H95ZM121 209V208H120ZM127 209V210H126ZM189 209H190V211H189ZM201 209V210H200ZM206 209V210H205ZM211 209H213V210H211ZM222 209V210H221ZM110 211V212H108V211ZM118 210V211H117ZM151 210V211H150ZM173 210V211H172ZM194 210H195V213H194ZM216 210V211H215ZM220 212H219V211ZM238 210V209H237ZM236 210V211H237ZM246 210V212H247V216H249V219H248V217L244 214V213H246V212H244ZM249 210H250V212H249ZM254 210H256L255 212H254ZM8 211V212H7ZM78 211V212H77ZM106 211V212H105ZM127 213H126V212ZM156 211V210H155ZM179 213H178V212ZM187 211V212H186ZM211 211V212H210ZM24 212L26 213V214H24ZM108 212V213H107ZM189 212H190V217H188V215L187 214H189ZM218 214H217V213ZM254 212V213H253ZM14 213V214H13ZM103 213H104V216H103ZM178 213V214H177ZM220 213V214H219ZM256 213H257V215H256ZM98 214V215H97ZM117 214V215H116ZM125 216H124V215ZM167 214V215H166ZM253 214H255L256 216H254ZM45 215V216H44ZM57 215V214H56ZM107 215H109V216H107ZM174 216V217H172V216ZM178 215L180 216V218H177L178 217ZM243 215H245V216H243ZM9 216V217H8ZM153 216H155V213L152 215V217ZM252 216V217H251ZM151 217V218H152ZM185 217V218H184ZM188 219H187V218ZM196 217V218H195ZM231 217V218H230ZM5 218V219H4ZM38 218V219H37ZM78 218V217H77ZM105 218H106V220H108V221H106L105 220ZM151 218L148 220H146V221H151ZM218 218H220V217H218ZM245 218L247 219V220H245ZM259 218V219H258ZM7 219V220H6ZM180 219V220H179ZM231 219V220H230ZM253 219H255L256 220V222L254 223L253 222ZM4 220V221H3ZM10 220V221H9ZM31 220H33V221H31ZM35 220V221H34ZM38 220V221H37ZM64 220V221H65ZM122 220V221H121ZM123 220H125V221H123ZM178 220V222H177V225H178V227L181 225V227H177V225H175V226H167L166 224L167 223H172V222H176ZM181 220H184V221H181ZM222 220H223V218H222ZM257 220L259 221V222H257ZM27 221L29 222L28 224H27ZM37 221V222H36ZM103 221V222H102ZM186 221V222H185ZM229 221H234L233 223H231V222H229ZM247 221V222H246ZM8 222V223H7ZM26 222V223H25ZM36 224V226H35V224ZM39 222H40V225H39ZM183 222H184V224H183ZM188 222V223H187ZM198 222H199V224H198ZM227 222V223H226ZM246 222V223H245ZM23 223H25V225L26 226H24V224ZM33 223V224H32ZM69 223V222H68ZM106 223V224H105ZM110 223V224H109ZM150 224H151V222H149ZM162 223V224H161ZM190 223H191V225H190ZM249 223H252V224H249ZM258 223V224H257ZM6 224V225H5ZM32 224V225H31ZM57 224V225H56ZM59 224V225H58ZM195 224L197 225H201L202 224V222L201 221H199V220H196V222H195ZM227 224V225H226ZM229 224V225H228ZM239 224V225H238ZM255 224V225H254ZM263 224V225H262ZM5 225V226H4ZM7 225H8V227H7ZM14 225H15V227H14ZM27 225H29V226H27ZM31 225V226H30ZM51 225V226H50ZM52 225H54V226H52ZM110 227H109V226ZM184 225V226H183ZM188 225V226H187ZM192 225H193V227H192ZM196 226V227H199V226ZM226 225V226H225ZM230 225H232V226H230ZM235 225V226H234ZM250 225H251V229H250ZM258 225V226H257ZM2 226H4V227H2ZM24 226V228L22 229V227ZM40 226V227H39ZM43 226V227H42ZM51 228H50V227ZM59 228H57V227ZM104 227V228H101L102 229V231L99 229V227ZM126 226V225H125ZM125 226H123V227H125ZM161 226V227H160ZM225 226V227H224ZM238 226H240V228H238ZM242 226V227H241ZM252 226H254L253 228H252ZM5 227H6V232H5ZM11 227H14V228H11ZM21 227V228H20ZM27 227V228H26ZM42 227V228H41ZM109 227V228H108ZM227 227V228H226ZM233 227V228H232ZM244 227V228H243ZM258 227V228H257ZM263 228V232L262 231H260V229L261 228ZM9 228V229H8ZM17 228V229H16ZM20 228V229H19ZM34 228H35V231H34ZM48 228H50L51 229V231H50V229H48ZM56 230H55V229ZM161 228V229H160ZM188 230V229H190V232H189V230L187 231L186 229ZM201 228H202V226H201ZM228 228H229V230H228ZM237 228V229H236ZM12 229V230H11ZM15 229H16V231H15ZM26 229L28 230V231H26ZM43 229V230H42ZM104 229V230H103ZM234 229V230H233ZM250 229V230H249ZM258 229V230H257ZM20 230H22V231H20ZM38 230V231H37ZM49 230V231H48ZM97 230V229H96ZM164 230H168V231H164ZM170 230H172L171 232L173 233H170ZM175 230V231H174ZM227 230H228V233H227ZM262 230V229H261ZM8 231H9V233H8ZM250 231V232H249ZM4 232V233H3ZM17 232V233H16ZM45 232H47V233H45ZM49 232V233H48ZM53 232V233H52ZM179 232V233H178ZM184 232V233H183ZM246 232V233H245ZM249 232V233H248ZM260 232V234L258 235L257 233H259ZM8 233V234H7ZM34 233H35V235H34ZM102 233H103V235H102ZM191 233V234H190ZM230 233H232L231 235H230ZM255 233V234H254ZM27 234H29V235H27ZM46 234L48 235L47 237H46ZM173 236H172V235ZM257 234V235H256ZM7 235V236H6ZM31 235V236H30ZM82 235V233L80 234V236ZM83 235H84V233H83ZM82 235V236H83ZM109 235V236H108ZM180 236L179 238L177 237V236ZM19 236H20V238H19ZM27 236V237H26ZM33 236V237H32ZM107 236H108V238H107ZM186 236V237H185ZM254 236V237H253ZM259 236V237H258ZM262 236V237H261ZM1 237H2V239H1ZM17 237V238H16ZM29 237V238H28ZM32 237V238H31ZM42 237V238H41ZM44 237V238H43ZM175 237H177V238H175ZM192 237V236H191ZM212 237V238H211ZM9 238V239H8ZM127 238H130L129 236L128 237H126V239L124 240V241H128V239ZM189 238V239H188ZM212 240H211V239ZM262 238H263V240H262ZM4 239V240H3ZM29 239V240H28ZM32 239V240H31ZM44 239V240H43ZM46 239V240H45ZM156 238H155V236H154V238L152 239V240H155ZM175 239H177V240H175ZM254 239V240H253ZM1 240H3V241H1ZM9 240V241H8ZM17 240V241H16ZM20 240L22 241V242H20ZM210 240V241H209ZM241 240H239V241H241ZM10 241H12V242H10ZM42 241V243H40ZM177 241H179L180 243H178ZM262 241V242H261ZM187 242V243H186ZM214 242V243H213ZM7 243V244H6ZM10 243V244H9ZM40 243V244H39ZM31 244H33V245H31ZM125 244H126V242H125ZM125 244H124V246H125ZM182 244H184V245H182ZM187 244H188V246H187ZM223 245H225V246H228V245H232L231 243H229L228 241H227V243L226 242H223L222 243ZM7 245V246H6ZM121 245H123V244H121ZM121 245H120V247H121ZM187 246V248H192L191 250H189V249H186V246ZM234 245V244H233ZM248 245V244H247ZM5 246V247H4ZM10 246V247H9ZM12 246V247H11ZM185 248H184V247ZM196 246H198V247H196ZM42 247V248H41ZM123 247V246H122ZM194 247V248H193ZM20 248H22V249H20ZM25 249V252H24V249ZM29 248V249H28ZM38 248V250H36ZM43 249V250H41V249ZM240 248H242V250L240 249ZM247 248V249H246ZM256 249V251H255V249ZM6 249V250H5ZM31 249V250H30ZM34 251H33V250ZM39 249H40V251H43V252H40L39 251ZM172 251H174V249H176V250H178V248H173L172 247ZM184 249H186V250H184ZM210 249V250H209ZM215 248H213V247H209L208 248V250L203 254V253H201L202 254V256L199 258V260L196 262L197 264H206V262H209V260H210V262L208 263V264H222L221 263V261L223 262V264H225L226 263V261H223V260H221V259H213V256L215 255V253H211L210 251H213ZM261 249H262V252H261ZM104 250V249H103ZM192 250H194V251H192ZM246 250H248V251H246ZM85 251H86V249H85ZM84 250L82 251V253H83V255L84 256H87V257H89L90 258V264L91 263H93L92 261V259H94V254H92L91 252L90 253H88V254H86V252H85ZM88 251H91V250H88ZM18 252V253H19ZM32 252V253H31ZM35 252V253H34ZM85 252V253H84ZM141 252H143V251H140V252H138V253H141ZM208 252H210V253H208ZM13 253H16V254H13ZM31 253V254H30ZM247 253H248V255H247ZM255 253V254H254ZM8 254V255H7ZM210 254V255H209ZM12 255V256H11ZM15 255V256H14ZM28 255H29V257H28ZM209 255V256H208ZM211 255H212V257H211ZM262 255V256H261ZM141 256V257H140ZM140 256H138V255H135V256H133V257H131V259L127 262V264H137V263H140L141 262V259H143V258H146V256H147V252L145 253V255H140ZM12 258V259H10V258ZM18 257V256H17ZM36 257H37V259H36ZM58 258V259H57ZM59 258H61V259H59ZM202 258V259H201ZM65 258H64V256H63V254H58V256H56L54 259H53V263L54 264H65V261H66V259L64 260ZM207 259H209V260H207ZM252 259H254V260H252ZM257 259H259L258 261H257ZM7 260V261H6ZM8 260H10V261H12L11 263H10V261H8ZM92 260V261H91ZM136 260V261H135ZM206 260V262H204ZM212 260V261H211ZM256 260V261H255ZM26 261V262H25ZM99 261H100V263H104V264H107L108 262H106L107 261V257L106 258H104V257H101L100 259H99ZM140 261V262H139ZM253 263H252V262ZM254 261H255V263H254ZM260 261V263H262ZM28 262V263H27ZM201 262V263H200ZM88 262H87V264H89ZM196 263H194V264H196ZM259 263V264H260ZM264 263V262H263ZM262 263V264H263ZM227 264V263H226Z\"/></svg>",
	"mask_w": 264,
	"mask_h": 264
}]
</instances>
